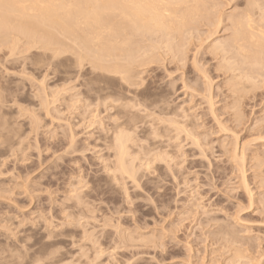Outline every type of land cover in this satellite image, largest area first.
Returning a JSON list of instances; mask_svg holds the SVG:
<instances>
[{"label": "rangeland", "instance_id": "374dc122", "mask_svg": "<svg viewBox=\"0 0 264 264\" xmlns=\"http://www.w3.org/2000/svg\"><path fill=\"white\" fill-rule=\"evenodd\" d=\"M202 1H204V0H202ZM246 1H249V0H208V2L213 3V7H214V3H216L215 4L216 9H219L222 12L221 13L219 10L217 12V10L213 9V8L212 9L214 11L211 10L210 6L212 7V5H211L212 3H210V4L207 3L208 5H210V6L207 5L208 6V8H206L207 10L210 9L211 11H213V13L215 12L214 15H216V14L217 15L220 14L221 16L223 15L222 16L223 18L221 16H219V19H220V17L222 18L221 23H220L221 25H219L221 28L218 27L219 29H217V23H215L216 28L214 25H212L214 23V20H213V23L211 22L212 19H215V21L217 20V22H219L218 18H212V19L208 18L209 21L211 22V26H210V22L208 21V19H207L208 22L205 21L206 20L205 18H204V21L200 20L202 17L197 19L196 20L197 22L195 20H193L194 24L192 23L193 25L191 24V26L193 28H196L197 26L199 27V25H201L199 27L200 29L198 27L196 29H193L191 26H189V27L186 26L187 29L184 28V30L182 29V31H180V34H182V35H180V34L176 35V33L173 34V36L174 35L178 36V37H176V40H174L175 36L172 37L173 38V44L177 43V45H178L177 46L178 50H179L178 52L173 50V49H176L177 47L173 48L172 50H169V51H168L169 48L165 50V48H164L165 46L163 47V45L166 43L164 42L162 45H160V47H163V49L161 48V50H159V52L160 51H163V52L162 53L156 52V55L158 53L157 57L161 56V59H159V60H161L160 61L161 63L158 62L156 64L155 63L150 64V68H149V65H147V67L146 66H144V67L138 66L137 67V65H136L137 68L135 66L132 68V73L134 72L135 76H138L137 73H140L139 74L140 76L145 75L144 77L142 76L143 81L141 79H139V78H141L140 76L135 77V80L138 79L139 81L137 80V82L141 83V85L140 84L134 85L135 87H132V86L131 87L130 86L125 87V85H123L124 83H121V82L118 85L117 83L120 81V79L118 81V77H115L117 79L116 80L115 78L110 77L109 74H103V73L99 74V71H97V69L95 71L92 70L94 68H92L93 64L91 63V61L90 60L87 61L88 59H84V60H86V62H85L83 60L84 57L82 58V56L85 53L83 52V55H82L83 50H81L80 47H79V49H80L81 53H79L80 52V51H78L79 49L76 48L78 46L73 45L74 43H73V41H71V39H70V41L72 43L69 41V39H65V42H66V44H65V42L62 39V42H64V45H59V47H58V44H55V46H54V44H51L49 49L44 48L45 50L48 51V53H47V51H45L43 49L42 45L40 46V44H37V46L39 45L40 47L35 46V48H34L33 47L34 45L29 44V42H27L28 38L27 39L23 38V39H26V42H27L26 43L25 40H22V37H24V36L20 37L21 35H19V37H20V39H19V37L16 36V34L18 32H16L15 30L10 31L11 33L9 32V35H11V36H9L8 39H10L11 41L8 40L6 42L4 40L5 42H2V40L0 39V42H1L0 48H2V44L4 46L3 49H0V84H1L0 86H2V89L0 87V94L3 95V96L0 95V99H1L0 100V110L2 108H4L1 110V113H0V116H1L0 117V119H1L0 123L2 122L3 125L6 126V128L10 127L8 129H6L4 127L3 132H5V133H3L1 131L3 125H2V123L0 124V128H1L0 129V137L3 138V140L0 139V142L6 141L3 144L0 143V146L2 144V146L0 147V174H1L0 175V184H1L0 185V243H1L0 244V262H1L0 264H10L12 262H13L12 264H14V263L15 264H19V263L20 264H24V263L25 264H35V263L37 264L38 262L40 264H42V263L43 264H66V263L68 264V261L71 262L69 264H77V263L78 264H80V263L81 264H86V263L88 264V262L91 264H105V263L108 264L110 261L111 262L109 264H125V263L126 264H129V263L130 264H133V263L134 264H234V263L235 264H239V263L240 264H250L251 262H252V264H254L253 263L254 261H255V263L259 262V264L260 263L264 264V186L262 185V183L264 184V182H261V181H264V176H263L264 175V168H263L264 164L262 165V162H264V152H263L264 151V146H263L264 145V143H263L264 142V139H263L264 138V126H263L264 125V101H263L264 100V95H263L264 90L263 89L264 88H262V87H264V80H263L264 79V77H263L264 69H262L263 66L260 67V69L263 70L262 73L258 72V74H256V76H255L257 79V77L259 75L258 78L260 79V80L257 79L258 80V82H257L258 87L256 88V90L254 89L256 86L253 89H251L252 88L251 85L249 86V88L251 87L250 89L254 90L255 92H252V91H250V89H248L250 92L247 90L248 92L246 93V95L244 94L245 96L243 94L241 95V97L243 96V100L241 98L242 101H241V104H239L240 107H237L236 103H240V102L235 101L236 102L235 103L233 100V98L235 99V97H233L231 94L229 95V86H227L228 89L226 86H224L226 83H227L226 85H228V80H227L228 78L225 79V77H227L228 75L223 76L222 73H224V72L221 73V71L219 72L220 69L217 70L220 66L219 65L220 60H218V62H217L216 58H214L215 57L214 55H213L214 57L212 59L213 51H211V50L209 51V49H208L209 46H212V45H210V43L213 44L214 41L216 42L218 40L217 42H221V41L225 42L226 40H229L228 38H230V36L233 37V35L231 34L233 32L232 31L233 29L231 28L232 27L231 26V20L233 19V17L236 18V17L240 16L242 13V10L244 11L247 6H248L247 8H249L251 5L254 4V3L253 4L251 3V5H250V2H252V1L254 2V0L249 2L250 6L248 5V3H246ZM257 2L258 3L260 2V5L258 4L259 6L263 5V0H261V1L257 0ZM257 2H255V3L257 4ZM217 3L219 6L217 5ZM220 4H221V6H220ZM217 6H218V8H217ZM181 8H183V6ZM206 9H205V12H207ZM221 9L224 11H222ZM210 10H208V11H210ZM205 12L203 13L204 15H205ZM236 12L237 13L241 12V13L239 15ZM208 13H210V12H208ZM208 13H207L208 16L205 15V17H211L212 16V12L210 13L211 15H209ZM231 13H232V15H234V13H236V15L231 17V16H229ZM226 14H228V15H226ZM228 17L231 19H228ZM227 19L230 20L229 21L230 23L227 22ZM222 21H223V23H222ZM190 22H192V21H190ZM189 23H188V25H189ZM228 24H230V25H228ZM208 26L211 28H209ZM229 27L232 29V30L230 29L231 33H230V30H228ZM188 28L191 30L189 31ZM213 28H215L216 31ZM210 29H212L213 31ZM186 30H188L189 33L191 32L190 33L191 36L189 35L190 37L188 36L189 33ZM196 30H198V31H196ZM195 31L197 33H195ZM211 31L213 33L215 32L216 34H213ZM227 31H229V32H227ZM183 32H184V34H183ZM207 34H209L210 36H212V35H214V36L210 37L209 35L207 36ZM205 35L207 38L205 37ZM180 36H182L183 38ZM192 36H193V38H192ZM12 37H14L16 40ZM196 37H199V38H196ZM201 37H203L204 39L202 38L203 39L202 40ZM232 37H231L230 41L232 40ZM187 38L191 39L189 41H192V42L189 43ZM195 38L197 40L196 41L197 44L195 42ZM205 38L207 39V41H206L207 43H204V41L206 40ZM208 38H210L211 40ZM134 39L137 40L136 42L141 44L140 47L142 45L146 46V44L148 46L151 44L150 46H152L156 43V42L154 43V42H150V41L148 42L147 40L144 41L141 37H140V39H139V37L137 39L136 38H134ZM219 39H220V41H219ZM223 39H224V41H223ZM19 40H20V43H19ZM139 40H141V42ZM163 40L164 41L166 40V42L172 43V40L171 41L170 40L167 41V39H163ZM183 40H184V42L185 41L186 42L184 43ZM199 40H200V43H201V41H203L202 43H204V45L202 43L201 44L198 43ZM15 41H17V43H15L16 45H13V47H14L13 48L11 44H14ZM178 42L182 43V44H179ZM215 42H214V44H215ZM152 43H154V44H152ZM18 44H21L20 45L21 48ZM173 44H170V45L175 46ZM188 44H190V46ZM198 44H199V46H198ZM5 45H7V46H5ZM9 45H11V47ZM68 45H69V47H68ZM179 45L181 47H179ZM183 45H184V47H183ZM16 46H19V48L21 50L20 52H18V50H19L18 48L17 49L15 48ZM29 46L33 47V48H28ZM62 46H65L66 48L68 47L69 49L67 48V50H66V48L62 47ZM72 46H75V47L73 48ZM148 46H146L145 48L143 47L142 52H146V50L148 49ZM5 47L6 48L9 47V48L6 49ZM70 47H72V48H70ZM37 48H38V51H35V50H37ZM53 48H54V50H53ZM59 48H60V50H59ZM62 48H64V50L67 52L69 51L68 55H66L67 53L65 51H63ZM179 48H182V50H180ZM189 48L192 50H190ZM12 49H16L17 51L12 50ZM61 49L63 52H65V55H62L64 53L61 51ZM71 49H73V51H71ZM75 49H78V50L74 51ZM184 49H187L185 51H186V54L188 52V54H187L188 56L185 53L183 54V56L180 55L179 52L180 51L185 52ZM197 49L199 50L198 51L199 54L196 53ZM57 50H58V52H57ZM206 50L208 52H206ZM149 51H150V49H149ZM172 51H175V54H174V52L172 53ZM8 52H9L10 56L8 55ZM11 52H12V54L13 53L14 54L11 55ZM36 52H38L37 55H36ZM49 52H51V53H49ZM176 52L178 53L177 56L179 58L176 57ZM210 52H212V53L210 54ZM57 53L59 56L57 55L58 57L57 58L55 57L56 58V60H55L54 55ZM71 53H73V54L75 53L76 56H73V54H71ZM169 53H172V56H171V54L169 55ZM193 53H195V54H193ZM60 54H61V56H60ZM14 55H15V57H13ZM163 55H164V57H167V58H164ZM174 55H175L176 59L174 58V60L172 61L171 57H173ZM197 56H198V58H197ZM42 57H43V59H42ZM50 57L53 58L54 61ZM59 57L61 59H58ZM76 57L79 59L82 58L80 60V63H76L78 61L77 59H75ZM168 57L171 59V62H170V59ZM192 57H194L195 59ZM201 57H203V58H201ZM71 58H73V59H71ZM180 58H182V59H180ZM184 58H185V61L187 62V64H186L187 67L185 65V63H186L185 61H184V65H182ZM219 58H220V56L217 59H219ZM45 59H47V60L49 59L48 62H51V63H47V61L44 62ZM67 59L70 62L64 61ZM74 59L77 61H75ZM202 59H203V61H202ZM34 60H35V62L37 60L38 61L35 63ZM195 60H196V62H195ZM62 61H64L66 64ZM192 61H194L193 62L194 67L192 66L193 65ZM82 62L85 63V65L82 64ZM88 62H90V63H88ZM207 62H208V64H207ZM53 63L55 65H57L58 67L55 66ZM169 63L171 66L170 65L168 66ZM174 63L176 64V66L179 69H177V67L175 66ZM191 63H192V65H191ZM200 63H202V64L204 63V65H202ZM35 64L38 65V67ZM39 64H41V66H42V64H45V65H43V68H41V66L39 67ZM62 64H65V65H62ZM67 64H68V66H67ZM76 64H77V68H76ZM195 64H197V65H195ZM215 64H216V66H215ZM217 64L219 66H217ZM47 65L48 66L50 65V66L48 67ZM70 65H72V66L75 65L74 67L76 69L74 70V67L72 68V66H70ZM90 65H91V68H90ZM63 66H65V67H63ZM80 66H82V67H80ZM84 66H87V67H84ZM197 66L200 68H197ZM203 66H204V68L205 67L206 68L204 69ZM60 67H62V68H60ZM243 67L244 66H242L241 68H243ZM51 68H52V70H51ZM55 68H57V69H55ZM78 68H80L81 70ZM169 68H171V69H169ZM155 69H156V71H154ZM248 69H249V66H248ZM61 70H62V72H61ZM71 70H72V72H71ZM180 70H182V71H180ZM204 70H206V71H204ZM52 71L54 73H51ZM78 71H80V72L78 73ZM84 71H86V73L88 72L89 74L88 73L85 74ZM169 71H170V73H169ZM176 71H177V73H176ZM207 71H208V74H207ZM217 71H218V73H217ZM55 72H57V73H55ZM59 72H61V73H59ZM73 72H74V74H73ZM201 72L203 74L205 72L206 77ZM58 73H59V75H61L60 77H58L59 76V75H57ZM146 73H147V76H146ZM76 74H78V75H76ZM260 74L262 75L263 79L261 78ZM101 75L106 76V77L104 76L105 77L104 80L102 78L103 76H101ZM180 75H182V76H180ZM194 75H196V76H194ZM68 76H69V78H67ZM78 76H79V78L80 77L81 78L79 79ZM88 76H89V79H88ZM99 76H101L103 81H100L101 78H99ZM149 76H151L152 79H150L151 77H149ZM168 76H169V79H168ZM179 76H180V78H179ZM183 76H184V78H183ZM82 77L83 78L86 77V78L84 80H81ZM192 77L195 79L193 80ZM222 77H224V78H222ZM75 78H77V79L75 80ZM98 78H99V81L97 80ZM107 78L108 79L111 78V81H110L111 83L108 81ZM161 78L163 79V81L161 80ZM200 78H201V80H200ZM68 79H70V81ZM114 79H115V81H113ZM179 79L182 81H179ZM206 79H207V82H206ZM2 80H5V81L3 82ZM89 80H91V81H89ZM208 80H211L212 83L215 80H216V82H214L215 84L214 83L212 84L211 81L208 82ZM225 80H227V82ZM87 81H89L90 84ZM195 81H197V84H195L196 83ZM84 82H86V83H84ZM106 82L107 83L109 82L110 84L109 83L107 84ZM148 82H150V84H148ZM191 83H194L195 85L191 84ZM260 83H261V85H259ZM82 84H84V85H82ZM91 84H93V85H91ZM96 84L97 85L100 84V85H98V86H100L99 89H98ZM143 84H145L144 85L145 88L143 87ZM173 84H174V89H173ZM210 84H212L211 86H213V87H211V86L209 87ZM94 85H95V87H94ZM122 85H123V90H122ZM171 85H172V87H171ZM188 85H190V86H188ZM206 85L209 87V89H207L208 87ZM12 86H13V88H12ZM87 86L89 88L88 91H87V89H88ZM119 86H121V88ZM126 86H128V85H126ZM259 86H261V87L259 88ZM101 87H102V89H101ZM103 87H106L107 90ZM216 87H217V89H216ZM218 87H219V91L220 90L222 91V94H221V91L219 93ZM42 88L44 89L45 92L42 90ZM61 88H64L65 92H67V91L68 92L65 94L64 89H61ZM93 88H94V90H93ZM130 88H133V89H130ZM134 88H135V90H137V92L134 90ZM147 88H148V90H147ZM165 88H167V89H165ZM180 88H182V89H180ZM185 88L188 90H185ZM149 89H151L150 92H149ZM170 89L172 90V92L173 91L174 92L171 93ZM191 89H192V91H191ZM258 89H259V91H257ZM2 90H3L4 94L1 93ZM95 90H97V91L94 92ZM143 90H145L146 92L142 93V92H144ZM152 90H154V93ZM207 90H208V92L212 91V93H210V92L207 93ZM89 91L91 92L92 96L89 94L90 93ZM103 91H105V92H103ZM112 91H113V93H115V94L118 93V94L115 95L112 93ZM13 92H14V94H12ZM135 92L138 93V95ZM151 92L154 95H151L152 94ZM200 92L204 93L205 98H204V96H201L202 98L200 97V95H201ZM261 92H263V93H261ZM7 93H9V94H7ZM103 93L105 95H103ZM252 93H253V95H251ZM96 94L97 95L99 94V95L97 96ZM108 94L114 95L115 97L109 96ZM142 94L144 96H145V94H148V95L154 96L155 98L151 97V99H149V102H148V100H145L141 96ZM192 94H193V96H192ZM196 94H198V95H196ZM208 94H209V96H208ZM212 94L215 96V99L213 96H211ZM258 94H260V95H258ZM5 95H7V96H5ZM43 95H45L46 97L44 96V98H43ZM77 95H79V96H77ZM126 95L127 96L129 95L128 98ZM135 95H137V96H135ZM59 96H60V98H59ZM105 96H106V98L108 97L107 98L108 100L105 98ZM160 96L163 98H160ZM207 96H208V98H207ZM216 96H217V99H216ZM250 96H251V99L248 98ZM7 97H9V98H7ZM117 97H118V99H117ZM123 97H124V99H123ZM158 97H159V99H158ZM227 97L229 99H227ZM252 97H254V98H252ZM45 98H46V100H44ZM56 98L58 100H56ZM76 98H78V100ZM95 98L98 99V104H97V99H95ZM79 99H80V101H79ZM115 99H117L118 101H116ZM119 99H120V101H119ZM137 99H139V100H137ZM208 99H210L211 102H213L212 103L213 106L210 104L211 105L210 107H214V108L210 109L208 103L206 102V101H208ZM68 100L72 101V102L70 103ZM75 100L78 103H75L74 102ZM134 100H135V102H133ZM151 100H154V101L158 100L159 102L157 101L158 103L157 102L153 103V101H151ZM105 101H108V102H106L108 104L109 103L111 104V102L113 101L112 102L113 106L117 105L119 103L120 105H117V106L121 107L122 110H119L120 108L118 107L119 108L118 111H120L121 113H119L117 111V113H119V115H117L115 113L116 110L115 109L113 110L112 109L113 107L110 108L109 105L107 107V104H105ZM127 101H129L128 104L126 103ZM257 101H258V103H257ZM1 102H3V103L1 104ZM131 102L134 104H132L130 106ZM43 103H46V104H43ZM122 103H124V104L126 103V105H123ZM151 103L153 104V106L151 105ZM65 104H67V105H65ZM169 104H170V106H169ZM183 104L185 105V107H182V106H184ZM225 104H228V105H226L227 107L225 106ZM243 104H244V106H243ZM47 105H49L48 108L46 107ZM85 105H87V106H85ZM103 105H105V106H103ZM128 105L130 108L124 107V106H128ZM137 105H139V106H137ZM44 106L46 108H44ZM65 106H67V107H65ZM92 106H93V108H92ZM96 106H97V108H96ZM132 106L133 107L136 106V107L133 110H131L133 108ZM154 106H156L157 108ZM215 106H217V108ZM248 106H250V107H248ZM68 107H70V108H68ZM75 107L77 108V110ZM89 107H91V108L89 109ZM139 107L140 108L142 107L144 110L142 108L140 109ZM158 107L159 108L162 107V109H159ZM180 107H182V109L184 108L183 109L184 111H179V110L177 111V109H180ZM65 108H66V110H65ZM82 108H84L83 114H82V111H83ZM185 108H186V110H185ZM230 108H232V109H230ZM46 109H47V112L45 111ZM69 109H71L72 111L70 110L71 112L70 111L68 112ZM85 109H86V111L88 110L87 111L88 113H86ZM136 109H138V111ZM238 109L240 112V113L238 112V114H240V115L243 114L241 116L239 115L241 119L236 118L237 114H235V113H237L236 110H238ZM96 110H97V112H96ZM106 110H107V113H106ZM229 110H230V112H229ZM242 110L244 111V113ZM73 111L74 112L76 111V112L74 113ZM108 111H111V112H108ZM165 111H167V112H165ZM173 111H176V114H175V112L173 113ZM255 111H256V113H255ZM58 112H60L61 115L56 114ZM140 112L141 113L144 112V113L141 115ZM149 112H150V114H149ZM185 112H186V114H188V116L186 114H184ZM225 112L227 113V115ZM2 113L4 116L2 115ZM157 113H159L160 116H157L158 115ZM213 113H215L214 114L215 116L213 115ZM232 113L235 115V117H234V115H232ZM259 113H260V115H259ZM6 114H7V116L9 115V117H7ZM90 114H91V116H90ZM95 114H97V115H95ZM115 114L117 116H113ZM170 114H172V115L170 116ZM222 114H223V116H222ZM57 115L58 116L60 115L62 117L59 116V118H58ZM83 115H85V116H83ZM165 115H166V117H164ZM179 115L182 117H180ZM184 115L187 116L186 118H188V120L184 119L185 118ZM192 115L195 117H192ZM211 115L216 117L217 122H215V118H213V116H211ZM150 116H151V118H150ZM155 116H157L158 118ZM4 117H5V119H3ZM84 117H86L87 119L86 118L83 119ZM116 117L119 119H117ZM168 117H170V119L168 120L169 122L171 120V117H172V119L174 118L173 121L171 120V122H170L171 124L168 121H166V119H168ZM178 117H180V118H178ZM199 117H201V120ZM247 117H248V119H247ZM115 118H116V120H115ZM163 118H165L164 119L165 121L163 120ZM176 118H178V120ZM243 118L244 119L246 118V119L244 120ZM9 119H11L12 121ZM62 119H64V120H62ZM89 119H91V120H89ZM96 119H97V121H94ZM101 119H102V121H101ZM138 119H140L139 121H141V122H139ZM157 119L158 120L160 119L159 120L160 123L158 122ZM183 119L185 121H182ZM217 119H219V120H217ZM61 120L64 122H62ZM161 120H163L164 123L166 122V124L162 123ZM6 121L9 122V124ZM13 121L17 122V123H14ZM88 121H89V123H88ZM90 121H92V124H90L91 123ZM191 121L193 123H191ZM198 121H199V123H197ZM221 121L223 122V124ZM240 121H241L243 126L240 125V123H239ZM55 122H57V123H55ZM95 122H97V123H95ZM98 122H101V123H98ZM111 122H113L114 124ZM149 122L151 124L155 125L156 127L152 125L153 127L151 128V124H148ZM172 122H173V125L175 127H173ZM258 122H261V123H258ZM13 123L15 126L13 125ZM35 123H38V125L37 124L35 125ZM58 123H60V124H58ZM63 123H65V124H63ZM83 123H84V125H83ZM142 123H144L145 125ZM183 123L185 126L183 125ZM196 123H197V125H196ZM225 123H228V124H225ZM255 123H258L261 127L258 124L255 125ZM120 124H123V125H122V127L119 128V131L124 132V129H125L127 135L129 134L130 137L132 136L130 141H132V140L133 141L128 143L129 144V153H131L130 159H132L134 161L135 166L136 165L138 166V167L137 166L134 167V169L138 168L136 171L137 174L135 175L134 180L131 178L129 179L127 176L123 177L122 175H120V173L118 174V172L116 170H114V174H116V175H114L113 169H112L114 167H111V163H113L112 161L116 162L115 152H113L114 148L111 150L110 146H112V145L108 146V144L110 143L111 139L113 137H115V134L118 133V130L115 127L120 125ZM194 124H195L196 128L194 127ZM1 125H2V127H1ZM69 125H71L70 128H67ZM89 125L90 126L94 125V126L88 127ZM112 125H113V127H112ZM160 125H162V126H160ZM177 125H179V127L184 128L185 129L184 131L186 132V134L188 133L187 135H189L190 133H191V135H189V137H187L182 128H180V130H182V132H180V133H183V134H180L179 133V127ZM180 125H182V126H180ZM224 125H226V127ZM227 125H229V126H227ZM64 126H66V128ZM170 126L172 128H170ZM219 126L221 129L219 128ZM221 126L225 127V128H222ZM235 126L237 128L238 127L239 128L237 129ZM11 127L16 128L15 129L16 132ZM57 127H59V128H57ZM134 127H135V129H134ZM176 127H178V128H176ZM197 127H199V128H197ZM228 127L231 130H229ZM252 127L254 129H250ZM18 128H20V130H18ZM34 128H37V130H39V131H37ZM61 128L63 131H60ZM83 128H85V130ZM107 128H109L110 130ZM113 128H114V130L111 131V129H113ZM121 128H123V130ZM153 128L158 129L160 132H158V130H155V129L153 131ZM174 128L176 130H178L177 131L178 133H176V130H173ZM69 129H70V132H69ZM139 129H140V131H139ZM188 129H190L191 131L190 130L187 131ZM8 130H11V131H8ZM101 130L104 132H102ZM256 130H257V132H256ZM18 131H20L19 134H18ZM71 131H72V133H71ZM115 131H116V133H115ZM141 131H142V133H141ZM227 131H232V132L230 133ZM10 132H12V133L10 134ZM62 132H66V133H63L64 136L60 135V134H62ZM165 132H167L169 134L166 133V135H165ZM174 132H175V134H174ZM192 132H193V134H192ZM203 132H204V134H203ZM233 132H236V133L234 134ZM249 132L251 135L249 134ZM258 132L261 134H259ZM2 133L6 137H4V135ZM107 133H108V135H106ZM131 133H133L135 135L133 136V134H131ZM171 133H173V134H171ZM14 134H16V135L14 136ZM70 134L73 136L72 139H70V137H71ZM74 134H76V135H74ZM150 134H152V135L155 134L156 136L159 134H162V135H159V136H161L162 139L160 137L159 138L155 137V136L153 137ZM179 134H180V136H179ZM194 134H196L199 138L195 137L196 135H194ZM175 135L179 136V137H177L179 140L175 137ZM259 135H261V136L259 137ZM12 136H13V138H12ZM93 136H95V138ZM164 136L168 138L167 141H166V138L165 139L163 138ZM190 136L191 137L194 136L195 138H193V139H196V138H197L196 140L199 139L198 141H195V140L194 141L197 142V144L198 143H200V144L196 147L193 146L195 143L193 142L192 138H190ZM209 136H210V138H209ZM14 137L18 139V142H17V139L14 140ZM180 137H182V139H180ZM258 137L260 139H263V141L259 140ZM8 138L10 140H8ZM172 138H176L175 140H173L174 142L172 140H170ZM20 139H21V141H19ZM96 139L99 141H97ZM107 139H109V140H107ZM190 139H191L193 145H192L191 141H189ZM236 139L238 142L236 141ZM69 140H73L72 146H70L71 143H69ZM152 140H153V142H152ZM168 140L171 143H169ZM104 141H105V144H104ZM107 141H108V143H107ZM140 141H143V143ZM144 141H146L147 143ZM180 141L183 142L184 146L182 144H180V143H182ZM187 141H188V143H187ZM111 142H113V141H111ZM166 142H167V144H163ZM176 142H178V143H176ZM236 142H237V144H236ZM248 142L250 144L246 145V143H248ZM5 143H6V145H5L6 147L8 145V147H7L8 149H6V147L4 146ZM145 143H146V145H148L147 146L148 149H147ZM154 143H155L154 146H156L155 148L153 146ZM190 143H191V146H193V147H191L189 145ZM243 143L246 146H244ZM11 144H12V146H11ZM14 144H16V145H14ZM102 144H104V145H102ZM110 144H112V143H110ZM170 144L171 145L173 144L172 147ZM178 144L182 145V146H180V147H182V149L185 148L184 150L177 148V150L180 151V154H179V151L176 150V147H179ZM202 144H204V145H202ZM222 144L223 145L225 144V145L222 147ZM88 145H90V146H88ZM200 145H202L201 148H198V147H200ZM206 145H207V148L205 147L206 149H204V146H206ZM211 145L213 147H211ZM233 145H234V147H233ZM236 145H238V146H236ZM68 146H70L69 149H71L73 147L71 149L72 152H71V150L67 149ZM98 146H99V148H101V150L98 148ZM136 146H138V147H136ZM225 146L227 147V149H223ZM235 146L238 148V150ZM247 146L249 147V149H247L248 148ZM89 147H91V148H89ZM96 147L98 149H96ZM151 147L154 149H152ZM164 147L166 149L167 148H170V149L166 150ZM239 147H242V148L239 149ZM244 147L245 148L247 147V148L244 149ZM11 148H12V150H11ZM106 148H107V150H106ZM139 148H140V151L142 150L143 153L139 151ZM233 148H234V150L236 148L235 152H234ZM209 149H212L211 150L212 152H210ZM241 149H243V151L245 153L247 150L246 156H245V153ZM136 150H138L139 153ZM143 150H147V151H143ZM154 150L157 154L153 153ZM156 150L157 151L159 150V152H161L162 154L165 151V153H168V155L167 154H163V155L169 156L170 158L168 157V159H164V156L161 153H160L161 155H159L158 154L159 152H157ZM170 150H171V152H170ZM199 150H202L204 152L200 151L201 152L200 153ZM64 151H66L67 154ZM81 151L83 153H81ZM87 151H90L91 153L87 152ZM134 151L137 153H135ZM237 151H238V153H236ZM97 152H99V153L97 154ZM149 152H151L152 158L149 156V154H150ZM230 152H232L233 154L236 153V155H238L240 157V159H239V157H235L236 158L235 162L237 161L241 164L244 161L245 162L247 161L246 163L244 162L246 165L243 163L245 165V167H244V165L242 166L239 163H235L234 161H231L232 159L234 160V157H233L232 153H230ZM253 152H254V154H253ZM62 153H64V155ZM72 153H75V154L73 155ZM134 153H135V156H133ZM169 153L170 154L173 153L172 155L173 156L176 155V156L172 158V155L170 156ZM203 153L204 154L206 153L205 156L203 155ZM69 154H71V155H69ZM82 154H83V156H82ZM136 154H139V156H140L139 159L142 157L141 159L144 160L142 163H141V161H142L141 159L140 160L137 159V161H135L136 158H138V155H136ZM195 154H197V155L195 156ZM145 155H146V157H145ZM147 155L149 156L148 158H147ZM153 155H155L156 157H158V155H159V157L162 156V158L164 159V162L166 160V163H164L163 161H161V162L158 161L157 160L158 158H156ZM177 155L178 156L184 155V156L182 158L180 156L177 157ZM199 155H202V156H200L201 158L199 157ZM206 155L209 158H207ZM241 155L243 156V158H241ZM250 155H251V157H250ZM57 156L60 158H58ZM252 156H254L255 158H257L256 156H258L260 159L257 158V160L258 159L262 160V162L258 160V163L259 164L261 163L260 165H262V166L258 165V163L256 162L257 160ZM100 157H101L102 161L100 160ZM192 157H194V158H192ZM204 157H206V158H204ZM245 157L247 159H245ZM98 158H99V160H98ZM104 158L108 162L104 161L105 160ZM145 158H147V160ZM112 159H114V160H112ZM153 159H154V161H152ZM176 159H178L179 161L177 160V162H176ZM253 159H255V160H253ZM180 160H182V161H180ZM240 160H243V162H241ZM146 161L148 162V164L151 163L149 168H145L146 166L144 167V165L147 164ZM171 161H172V163H170ZM103 162L107 165H105ZM138 162L140 164H143V167L145 169H148L147 170V171H149V172H147L148 174L145 172V169ZM162 162L166 166L164 164H162ZM167 162H169L170 164H168ZM252 162H253V164L255 163L257 165L256 168H255V164L253 165ZM184 163H185V165H184ZM210 163H212V164L210 165ZM173 164L177 165V167L174 166ZM178 164H179V166H178ZM151 165L153 167H151ZM237 165H239V166L237 167ZM247 165H248V167H247ZM107 166H108V168H106ZM169 166H170V169H169ZM180 166H183V167H180ZM141 167H142V170H140V172H139V168H141ZM166 167H168V168H166ZM261 167H262V169L260 170ZM104 168H106V169L104 170ZM239 168L241 171L239 170ZM251 168L253 169V171L251 170ZM109 169H110V173L112 171L111 174L108 172ZM187 169H189L190 171ZM193 169H194V171H193ZM210 169H211V171H210ZM256 169H258L260 171L263 170V171L262 172L259 171V173H258L257 172L258 170L256 171ZM208 170H209V172H208ZM154 171H155V174L152 173ZM173 171H174V173H173ZM180 171H182V172H180ZM169 172H171V174ZM244 172H246V173H244ZM28 173H30V174H28ZM107 173H108V175H107ZM197 173H198V175H196ZM261 173H262V175H260ZM149 174H151L153 177ZM241 174L244 176V178H243V176H241ZM256 174H258L259 176ZM80 175H82V176H80ZM119 175H120V177H119ZM77 177H78V179H77ZM111 177L113 178V181H112ZM173 177L175 178L174 179L175 181L173 180ZM253 177H256L257 181H256V178L254 179ZM119 178H122V180H120ZM196 178H197V180H196ZM239 178H241V179H239ZM258 178H260V179H258ZM80 179H82V180H80ZM83 179L85 181H83ZM127 179H129V180H127ZM244 179L246 181V184L248 185L247 188L249 187V189H251V190L246 189L247 192L249 191L248 193L244 190L246 185H243V183H241V181L244 182ZM198 180H200V181H198ZM248 180H249V182H248ZM10 181H12V183ZM114 181L116 182V184L113 183ZM124 181H125V183H124ZM132 181H135L137 183V185H136V183H134ZM79 182H80V184L81 183H84V184L80 185ZM34 183H36V184H34ZM87 183H89L90 185ZM5 184H8V185H5ZM86 184H87V186L89 185L90 187H87ZM118 184H120V185H118ZM74 185H77L79 187L76 186L77 187L76 188ZM104 185H105V187H104ZM121 185H123V186H121ZM83 186L85 188L87 187L86 190H84L85 188ZM67 187H69V189ZM71 187L74 189H72ZM134 187L136 189H134ZM160 187H162V188H160ZM261 187H263V188H261ZM78 188H79L78 194L81 193V191H80L81 189L84 190V191L82 190L83 194H80L81 195L80 199L83 198L82 203H78L79 201L77 202L76 196H78V195H77L76 189H78ZM258 188H260V189H258ZM87 189H89V190H87ZM122 189L124 191H122ZM34 190H35V192H34ZM71 190H72V192H71ZM73 190L75 192H73ZM75 193H76V195H74ZM29 194H30V196H28ZM69 194L70 195L73 194V195H71L72 197H70ZM154 194H155V196H154ZM249 194H251L252 197H251V195L248 197ZM30 197H31V199L33 197L32 201H31ZM69 197L71 198L72 201L69 200L70 199ZM84 198H86V199H84ZM149 199H151V200H149ZM251 199H253L254 201ZM104 200H106V201H104ZM249 200H251V201H249ZM62 201H65V202H62ZM49 202H50V204H49ZM251 202H252V204H250ZM85 203H86V205H85ZM75 204H77V206ZM78 204L80 205V207ZM85 207H87V208H85ZM117 207H118V209H117ZM84 208L86 210H84ZM45 210H46V212H45ZM56 210H57V212H56ZM64 210L66 211L65 213L62 212ZM93 210L95 213L93 212ZM67 211H69V216H68ZM82 211H83V213H82ZM90 211L92 212V214H90L91 213ZM47 212H50V215L48 213V216H47ZM60 212H62V213H60ZM45 213H46V215H45ZM87 213H89V214H87ZM41 214L44 215V217ZM53 214H55V215L53 216ZM73 214H75V215L73 216ZM61 215H64V216H61ZM77 216L79 218H76ZM82 216L85 218H82ZM88 216L89 217L91 216V217L89 218ZM92 216H93V218H92ZM51 218H52V220H51ZM56 218H58V219H56ZM102 218H103V220H102ZM72 219H73V221H72ZM75 219L77 222L75 221ZM78 219L81 221H78ZM89 219L90 220L92 219V220L90 221ZM108 219H110V220H108ZM82 220H85V221H82ZM119 220H120V222H119ZM42 221L43 222L49 221L50 223L49 222L43 223ZM96 221L98 222V224ZM111 221H113V222H111ZM115 221H117V222H115ZM61 222H63V223H61ZM74 222L77 224H74ZM230 222H231V224H230ZM60 223L62 224V226ZM132 223H133V226H132ZM223 223L226 224L227 227L224 226ZM83 224H85V225H83ZM49 225H50V229H49ZM87 225H89V226H87ZM230 225L233 227H231ZM70 226H72V228ZM98 226H100V227H98ZM117 226H119V228L116 229ZM216 226H218V227L221 226V227L217 228ZM223 226L227 230H224ZM77 227H79L80 229L79 228L77 229ZM101 227H102V229H101ZM107 227H109V228H107ZM139 227H140V229H139ZM90 228H91V230H90ZM96 228H97V230H96ZM84 229H85V231H84ZM135 229H137V230H135ZM167 229H168V231L166 232ZM215 229H216V231H217V229L218 230L220 229V230L216 232ZM233 229H235V230H233ZM89 230L92 232L89 233ZM52 231H53V233H52ZM75 231H77V232H75ZM80 231H81V233H78ZM109 231H110V233H109ZM127 231L129 233H127ZM85 232L88 235L83 236V234ZM223 232H224V234H223ZM68 233L71 235H69ZM77 233L79 234V237H78ZM95 233H96V235H95ZM230 233H231V236H230ZM24 234L25 235L26 234L27 235L32 234V236H29L30 237L29 238L27 235L25 236ZM89 234H91V235H89ZM213 234H215V235L218 234V235L216 237ZM225 234L227 235V237ZM55 235H57V236H55ZM81 235H82V237H81ZM49 236H50V238H49ZM60 236H62V237H60ZM66 237H68L69 240H67ZM87 237H88V239H87ZM98 237H99V239H98ZM132 237H133V239H132ZM136 237L139 240L136 239ZM225 237H226V239H225ZM25 238H27V239H25ZM33 238H34V240H32ZM76 238L77 239L79 238V240H77ZM90 238L92 241L90 240ZM145 238H146V240H145ZM223 238H224V240H223ZM231 238H233V239H231ZM53 239H55L56 241L55 240L52 241ZM26 240H28L29 242ZM38 240L41 242H39ZM70 240H72V242ZM73 240H74V242H73ZM142 240L145 242L143 243ZM238 240H241V242ZM79 241H80V243H79ZM87 241H89V242H87ZM219 241H221V242L219 243ZM96 242H97V245H96ZM159 242H160V244H158ZM163 242H165V243H163ZM12 243H13V245H12ZM30 243H33V244H30ZM36 243L39 245H37ZM82 243H83V245H82ZM121 243H122V245L119 246ZM224 243H226V244H224ZM247 243H248V245H247ZM51 244H53V245H51ZM71 244L72 245L74 244V245L72 246ZM222 244H224V246ZM155 245H156V247H155ZM159 245H161V246H159ZM225 245H227V246L230 245V246L227 248V246H225ZM234 245H235V247L236 246L238 247V248L236 247L235 250H233L235 253L232 251V249L234 248L233 247ZM23 246L26 248H24ZM66 246H67V248H66ZM113 246H115V247H113ZM17 247L19 248V250ZM87 248H89V249H87ZM91 248H93V249H91ZM239 248H241V250L244 253ZM9 249H11V250H9ZM12 249H14V250H12ZM15 249H16V251H15ZM69 249H70V251H69ZM166 249H167V251H166ZM237 249L240 250V251L238 250V252H241L242 257H238L240 255L235 256ZM4 250H7L6 253ZM58 250H60V251H58ZM81 250L83 252L86 250L87 251L83 253ZM95 250H97V251L100 250V251L96 252ZM13 251H15V252L10 253ZM101 251H102V254H100ZM103 251L107 254H105ZM112 251H115V252H112ZM229 251H230V253H229ZM88 252H90V253L87 254L88 255L87 256L86 253H88ZM109 253L111 255H109ZM14 254H15V257H14ZM35 254H36V256H35ZM76 254H77V256H76ZM233 254H234V256H233ZM243 254H245V257L247 258V260L245 258L246 261L243 259V257H244ZM74 255H75V257L73 258ZM91 255H93V256H91ZM100 255H103V256H100ZM43 256L44 257L46 256V257L44 258ZM98 256H100L101 258ZM7 257H9L10 259H7ZM92 257H93V259H92ZM233 257H235V258H233ZM237 257H238V259H237ZM27 258H29V259H27ZM84 258H86V259H84ZM149 258H151V260ZM239 258H242V259H239ZM34 259H35V261H34ZM18 260H21V261H18ZM88 260H90V261H88ZM94 260H96V261H94ZM124 260H126V261H124ZM144 260H146V262ZM250 260H252V261H250ZM127 261L129 263H127Z\"/></svg>", "mask_w": 264, "mask_h": 264}, {"label": "bare ground", "instance_id": "6f19581e", "mask_svg": "<svg viewBox=\"0 0 264 264\" xmlns=\"http://www.w3.org/2000/svg\"><path fill=\"white\" fill-rule=\"evenodd\" d=\"M206 1V2H205ZM250 1H252V0H249V1H246V3H248V5H249V2ZM261 1V0H260ZM216 2V1H215ZM255 2H257V0L255 1L254 0V2L252 1V2H250V5H251V3L253 4V5H249L250 7L249 8H247L246 7V9L243 11L242 10V13L241 12H239V13H237V14H239L240 15V13H241V15L240 16H238V17H236V18H234L233 16L234 15H236V13H234V15H232V13L229 15V16H231V17H233V19L231 20V28L233 29H231L230 27L228 28V30H232L233 32L231 33V30H230V33L233 35V37L232 36H230V38H228L229 40H226L225 42H215V44H214V42H213V44L212 43H210V45H212V46H209L208 47V49H209V51L211 50V51H213V53L212 52H210V54L212 53V59H213V57L214 58H216V61L218 62V60H220V66L217 64V66H219V68L217 69V70H219V72L221 71V73L222 72H224V73H222V75L223 76H227V77H225V79L226 78H228L227 80H228V85H224V86H229V95L231 94L233 97H235V99L233 98V100H234V102L236 101V102H240V103H236L237 105V107H240L239 106V104H241V101L243 100V96L241 97V95L243 94H245L246 95V93L249 91L248 89H250L249 88V86L251 85L252 86V88L251 89H253L255 86V90H256V88L258 87V84H257V82H258V80L257 79H259L258 77H259V75H258V77H257V79H256V74H258V72H260V73H262V69H264L263 67H264V0H263V5L262 6H259L260 5V2L258 3L257 2V4L255 3ZM210 4V3H212V2H208V0H204V1H202V0H0V39L2 40V42H7L8 40L9 41H11L10 39H8V37L9 36H11V35H9V32L10 31H16V32H18L17 34H16V36H18L19 37V35H21L20 37H22V36H24V37H22V40H25V42H26V39L28 38V41L27 42H29V44H32V45H34L33 47L35 48V46H37V44H40V46L42 45V47H43V49L45 48V49H49V47L51 46V44H54V46H55V44H58V47H59V45H64V42H65V39H69V41H70V39H71V41H73V45H76V46H78V47H76V48H78L79 49V47H80V49L81 50H83L82 51V55H83V52L85 53L83 56H82V58H83V60L84 59H88L87 61H91V63L93 64L92 65V68H94V69H92V70H96L97 69V71H99V74L100 73H103V74H109V76L110 77H112V78H115V77H118V81H119V79H120V81L117 83L118 85H119V83L121 82V83H124L123 85H125V87H135L134 85H141V83L140 82H137V80L138 79H136L135 80V77H139L140 75V73H137L138 74V76H135L134 75V72L132 73V68L135 66L136 67V65H137V67L138 66H140V67H144V66H146L147 67V65H149V68H150V64H153V63H158V62H160L161 60H159V59H161V56H159V57H157V55H158V53H157V55H156V52H159V50H161V48L163 49V47L165 48V50L166 49H168V51L169 50H172L173 48H176L178 45H177V43L176 44H173V38L172 37H174L173 36V34H175L176 33V35H178V34H180V31H182V29L184 30V28H186V26L187 27H189V26H191V24L193 23V20H197V19H199V18H201L200 20H203L204 21V18L206 19L205 21H207V19L209 18H218L219 19V16H221L220 14L219 15H214L215 14V12L213 13V9H216V7H215V4L216 3H214V7H213V3L211 4L212 5V7L210 6V5H208V4ZM259 4V5H258ZM262 4V3H261ZM210 6V8H211V10H213V11H211L210 9H208V10H210V11H208L206 8H208V6ZM217 5H218V3H217ZM246 5V4H245ZM244 5V6H245ZM183 6V8H181ZM207 6V7H206ZM219 6V5H218ZM218 6H217V8H218ZM220 6H221V4H220ZM262 7V8H261ZM213 8V9H212ZM245 8V7H244ZM243 8V9H244ZM205 9L207 10V12H205ZM217 10V12H218V10L219 9H216ZM215 10V11H216ZM222 10V9H221ZM220 11V10H219ZM222 11H224V10H222ZM205 12V15H207V13L208 12H212V16L211 17H205V15L203 14ZM221 12V11H220ZM210 13H208L209 15H211ZM222 13V12H221ZM226 15H228V14H226ZM204 16V17H203ZM208 16V15H207ZM214 16V17H213ZM217 16V17H216ZM223 16V15H222ZM221 16V17H222ZM225 16V15H224ZM220 17V19L218 20L219 22H217V20L215 21V19H212V23H213V20H214V23L212 24V25H214L215 26V23H217V29H219V28H221L219 25H221L220 23H221V20H222V18ZM227 17V16H226ZM209 19H208V21H209ZM228 19H231V18H229L228 17ZM227 19V22H229L230 20H228ZM190 21H192V22H190ZM194 21V22H195ZM207 21V22H208ZM190 22V23H189ZM197 22V21H196ZM200 22V21H199ZM198 22V23H199ZM210 22V21H209ZM211 22H210V26H211ZM188 23H189V25H188ZM197 23V24H198ZM222 23H223V21H222ZM226 23V22H225ZM230 23V22H229ZM194 24V23H193ZM192 24V25H193ZM203 24V23H202ZM209 24V23H208ZM206 25V24H205ZM228 25H230V24H228ZM201 25H199V27H200ZM223 26V25H222ZM192 27V26H191ZM198 27V26H197ZM196 27V28H197ZM198 27V28H199ZM209 27V26H208ZM219 27V28H218ZM193 28V27H192ZM196 28H193V29H196ZM209 28H211V27H209ZM215 28H216V26H215ZM215 28H213V29H215ZM187 29V28H186ZM189 29V28H188ZM200 29V28H199ZM198 29V30H199ZM191 29H189V31H190ZM198 30H196V31H198ZM210 30H212V29H210ZM187 32H188V30H186ZM194 31V30H193ZM195 31V33H197ZM200 31V30H199ZM213 31V30H212ZM211 31V32H212ZM215 31H216V29H215ZM219 31V30H218ZM225 31V30H224ZM15 32V33H16ZM179 32V33H178ZM185 32V31H184ZM184 32H183V34H184ZM210 32V33H211ZM227 32H229V31H227ZM11 33V32H10ZM189 33V32H188ZM191 33V32H190ZM188 34V36L190 35L191 36V34ZM213 33V32H212ZM187 34V33H186ZM213 34H216L215 32L213 33ZM219 34V33H218ZM14 35V34H13ZM12 35V36H13ZM180 35H182V34H180ZM209 34H207V36H208ZM189 36V37H190ZM199 36V35H198ZM210 36V35H209ZM214 35H212V36H210V37H213ZM216 36V35H215ZM20 37H19V39H20ZM61 37V38H60ZM139 37V39H140V37L145 41V40H147L148 42L150 41V42H156L155 44L154 43H152V44H154V45H152V46H148L147 44H146V46H148V49L146 50V52H142L143 51V47L145 48L146 46L144 45H142L141 47H140V45L141 44H139L138 42H136L137 40H135L134 38H138ZM176 37H178V36H175L174 37V40H176ZM180 37H182V36H180ZM187 37V36H186ZM205 37H206V35H205ZM222 37V36H221ZM231 37H232V40L230 41V39H231ZM12 38H14V37H12ZM23 38H26V39H23ZM172 38V39H171ZM183 38V37H182ZM192 38H193V36H192ZM196 38H199V37H196ZM196 38H195V42L197 41L196 40ZM203 37H201V39H202ZM207 38V37H206ZM205 38V39H206ZM220 38V37H219ZM15 39V38H14ZM62 39H63V41L64 42H62ZM163 39H167V41H171L172 40V43L170 42H166V40L164 41ZM186 39V38H185ZM188 39V38H187ZM204 39V38H203ZM202 39V40H203ZM208 39H210V38H208ZM215 39V38H214ZM218 39V38H217ZM5 40V41H4ZM13 40V39H12ZM16 40V39H15ZM135 40V41H134ZM178 40V39H177ZM189 40H191V39H188V41ZM211 40V39H210ZM70 41V42H71ZM140 42H141V40H139ZM146 41V42H147ZM179 41V40H178ZM207 41V39L204 41V43H207L206 42ZM219 41H220V39H219ZM223 41H224V39H223ZM230 41V42H229ZM22 42V41H21ZM26 42V43H27ZM143 42V41H142ZM166 43V44H164L163 45V47H160V45H162L163 43ZM177 42V41H176ZM183 42H184V40H183ZM186 42V41H185ZM184 42V43H185ZM190 42H192V41H189V43ZM203 41H201V43H202ZM228 42V43H227ZM1 43V42H0ZM13 43V42H12ZM15 43H17V41H15L14 42V44H11L12 45V47H13V45H16ZM19 43H20V40H19ZM72 43V42H71ZM70 43V44H71ZM179 43V42H178ZM183 43V44H184ZM198 43H200V40H199V42ZM200 43V44H201ZM204 43H202L203 45H204ZM5 44V43H4ZM22 44V43H21ZM21 44H18L19 46L21 45ZM65 44H66V42H65ZM69 44V43H68ZM78 44V45H77ZM170 44H173V45H175V46H172V45H170ZM179 44H182V43H179ZM196 44H197V42H196ZM195 44V45H196ZM11 45H9L10 47H11ZM80 45V46H79ZM189 46H190V44H188ZM5 46H7V45H5ZM19 46H16L15 48L17 49H19L18 50V52H20L21 50H20V48H21V46H20V48H19ZM39 46V45H38ZM37 46V47H38ZM39 46V47H40ZM188 46V47H189ZM193 46V45H192ZM198 46H199V44H198ZM197 46V47H198ZM1 47V46H0ZM3 44H2V48H0V49H3ZM33 47H28V48H33ZM62 47H65V46H62ZM68 47H69V45H68ZM67 47V48H68ZM73 48L75 47V46H72ZM72 47H70V48H72ZM179 47H181L180 45H179ZM183 47H184V45H183ZM186 47V46H185ZM196 47V48H197ZM203 47V46H202ZM201 47V48H202ZM6 48V47H5ZM7 48H9V47H7ZM6 48V49H7ZM14 48V47H13ZM55 48V47H54ZM54 48H53V50H54ZM66 48V47H65ZM67 48H66V50H67ZM187 48V47H186ZM199 48V47H198ZM200 48V49H201ZM11 49V48H10ZM16 49H12V50H16ZM44 49V50H45ZM52 49V48H51ZM58 49V48H57ZM63 49V51H65L64 50V48H62ZM62 49H61V51H62ZM69 49V48H68ZM78 49H75L74 51H76V50H78ZM80 49L78 50V51H80ZM149 49H150V51H149ZM180 50H182V48H179ZM190 49V48H189ZM188 49V50H189ZM207 49V48H206ZM59 50H60V48H59ZM173 50H175V51H179L178 50V47L176 48V49H173ZM185 50H187V49H184V51ZM190 50H192V49H190ZM194 50V49H193ZM17 51V50H16ZM35 51H38V48H37V50H35ZM45 51H47V50H45ZM51 51V50H50ZM62 51V52H63ZM71 51H73V49H71ZM175 51H172V53L174 52V54H175ZM198 49H197V52L196 53H198ZM201 51V50H200ZM10 52V51H9ZM9 52H8V55L10 56V54H9ZM56 52V51H55ZM57 52H58V50H57ZM67 54L66 55H68V52L67 51H65ZM65 52H63L64 54H62V55H65ZM161 53L163 52V51H160ZM159 52V53H160ZM176 52V57H178L177 56V53ZM183 51H180L179 53H180V55H182L183 56V54L185 53L186 54V51L185 52H183ZM203 52V51H202ZM206 52H208L207 50H206ZM16 53V52H15ZM37 53L38 52H36V55H37ZM47 53H48V51H47ZM49 53H51V52H49ZM60 53V52H59ZM79 53H81V51L79 52ZM172 53H169V55L171 54V56H172ZM204 53V52H203ZM14 54V53H13ZM12 54V52H11V55H13ZM42 54V53H41ZM71 54H73V53H71ZM78 54V53H77ZM187 54H188V52H187ZM186 54V55H187ZM190 54V53H189ZM193 54H195V53H193ZM199 54V53H198ZM202 54V53H201ZM16 55V54H15ZM15 55L13 56V57H15ZM18 55V54H17ZM40 55V54H39ZM43 55V54H42ZM41 55V56H42ZM56 55V56H55ZM54 55V59L56 60V58L59 56L58 55V53L57 54H55ZM58 55V56H57ZM162 55V54H161ZM165 55V54H164ZM164 55H163V57H164ZM179 55V56H180ZM204 55V54H203ZM208 55V54H207ZM214 55V56H213ZM40 56V57H41ZM53 56V55H52ZM60 56H61V54H60ZM73 56H76L75 55V53L73 54ZM78 56V55H77ZM81 56V55H80ZM166 56V55H165ZM188 56V55H187ZM211 56V55H210ZM220 56V58L219 59H217L218 57ZM48 57V56H47ZM46 57V58H47ZM56 57V58H55ZM72 57V56H71ZM79 57V56H78ZM181 57V56H180ZM205 57V56H204ZM35 58V57H34ZM51 58V57H50ZM63 58V57H62ZM81 58V57H80ZM81 58V59H82ZM164 58H167V57H164ZM169 58V57H168ZM174 58H175V55L173 56V57H171V59H172V61L174 60ZM179 58V57H178ZM177 58V59H178ZM192 58H194V57H192ZM197 58H198V56H197ZM200 58V57H199ZM201 58H203V57H201ZM42 59H43V57H42ZM51 59H53V58H51ZM54 59H53V61H54ZM58 59H61L60 57L58 58ZM64 59V58H63ZM62 59V60H63ZM71 59H73V58H71ZM70 59V60H71ZM75 59H77V60H75ZM74 60L75 61H77L76 63H80V60L81 59H79V58H75ZM170 59V58H169ZM171 59H170V62H171ZM176 59V58H175ZM180 59H182V58H180ZM195 59V58H194ZM205 59V58H204ZM17 60V59H16ZM31 60V59H30ZM49 60V59H48ZM48 60L47 59H45L44 60V62L45 61H47V63H51V62H48ZM166 60V59H165ZM198 60V59H197ZM206 60V59H205ZM38 61V60H37ZM36 61V62H37ZM42 61V60H41ZM59 61V60H58ZM65 62L66 61H68V59L67 60H64ZM64 61H62V62H64ZM85 62H86V60H84ZM163 61V60H162ZM184 61H185V58H184V60H183V63H182V65H184ZM202 61H203V59H202ZM33 62V61H32ZM34 62H35V60H34ZM33 62V63H34ZM35 62V63H36ZM61 62V61H60ZM64 62V63H65ZM68 62H70V61H68ZM73 62V61H72ZM71 62V63H72ZM179 62V61H178ZM177 62V63H178ZM186 62V61H185ZM191 62V61H190ZM194 61H192V63H193ZM195 62H196V60H195ZM46 63V64H47ZM59 63V62H58ZM74 63V62H73ZM88 63H90V62H88ZM87 63V64H88ZM161 63V62H160ZM192 63H191V65H192ZM199 63V62H198ZM54 64V63H53ZM57 64V63H56ZM66 64V63H65ZM65 64H62V65H65ZM70 64V63H69ZM82 64H84L85 65V63H83L82 62ZM163 64V63H162ZM175 64V63H174ZM187 64V62L185 63V65ZM200 64H202V63H200ZM207 64H208V62H207ZM36 65V64H35ZM34 65V66H35ZM43 65H45V64H42V66H41V64H39V67L41 66V68H43ZM55 65V64H54ZM60 65V64H59ZM61 65V66H62ZM79 65V64H78ZM170 65V63L168 64V66ZM195 65H197V64H195ZM202 65H204V63L202 64ZM33 66V67H34ZM37 67H38V65H36ZM48 66V65H47ZM50 66V65H49ZM48 66V67H49ZM55 66H57V65H55ZM67 66H68V64H67ZM70 66H72V65H70ZM75 65H73L72 66V68L74 67ZM89 66V65H88ZM94 66V67H93ZM157 66V65H156ZM167 66V67H168ZM171 66V65H170ZM175 66H176V64H175ZM193 67H194V63H193V65H192ZM191 66V67H192ZM207 66V65H206ZM215 66H216V64H215ZM242 66H244L243 68H241ZM248 66H249V69H248ZM263 66V67H262ZM52 67V66H51ZM58 67V66H57ZM63 67H65V66H63ZM79 67V66H78ZM80 67H82V66H80ZM84 67H87V66H84ZM136 67V68H137ZM139 67V68H140ZM153 67V66H152ZM177 67V66H176ZM186 67H187V65H186ZM210 67V66H209ZM221 67V68H220ZM246 67V68H245ZM260 67H262V69H260ZM53 68V67H52ZM52 68H51V70H52ZM60 68H62V67H60ZM71 68V69H72ZM76 68H77V64H76ZM75 67H74V70L76 69ZM90 68H91V65H90ZM138 68V69H139ZM162 68V67H161ZM172 68V67H171ZM171 68H169V69H171ZM184 68V67H183ZM197 68H200V67H198L197 66ZM203 68H204V66H203ZM206 68V67H205ZM204 68V69H205ZM217 68V67H216ZM245 68V69H244ZM40 69V68H39ZM55 69H57V68H55ZM78 69H80V68H78ZM148 69V68H147ZM174 69V68H173ZM177 69H179L178 67H177ZM176 69V70H177ZM222 69V70H221ZM54 70V69H53ZM70 70V69H69ZM73 70V69H72ZM72 70H71V72H72ZM81 70V69H80ZM89 70V69H88ZM91 70V69H90ZM143 70V69H142ZM158 70V69H157ZM166 70V69H165ZM186 70V69H185ZM198 70V69H197ZM224 70V71H223ZM260 70V71H259ZM68 71V70H67ZM146 71V70H145ZM154 71H156V69L154 70ZM153 71V72H154ZM178 71V70H177ZM177 71H176V73H177ZM180 71H182V70H180ZM184 71V70H183ZM187 71V70H186ZM201 71V70H200ZM204 71H206V70H204ZM61 72H62V70H61ZM61 72H59V73H61ZM70 72V73H71ZM80 71H78V73H79ZM85 72V74H87L86 73V71H84ZM175 72V71H174ZM173 72V73H174ZM185 72V71H184ZM183 72V73H184ZM51 73H54L53 71L51 72ZM55 73H57V72H55ZM59 73L57 74V75H59ZM76 73V72H75ZM143 73V72H142ZM152 73V72H151ZM157 73V72H156ZM168 73V72H167ZM169 73H170V71H169ZM195 73V72H194ZM193 73V74H194ZM202 73V72H201ZM217 73H218V71H217ZM66 74V73H65ZM73 74H74V72H73ZM89 74V73H88ZM136 74V75H137ZM145 74V73H144ZM155 74V73H154ZM180 74V73H179ZM203 74V73H202ZM201 74V75H202ZM207 74H208V71H207ZM56 75V74H55ZM54 75V76H55ZM76 75H78V74H76ZM84 75V74H83ZM153 75V74H152ZM156 75V74H155ZM159 75V74H158ZM170 75V74H169ZM189 75V74H188ZM192 75V74H191ZM190 75V76H191ZM203 75H205V77H206V74H205V72H204V74ZM261 75V74H260ZM61 75H59L58 77H60ZM66 76V75H65ZM101 76H103L102 78H103V80H104V78L106 77L105 75H101ZM101 76H99V78H101ZM105 76V77H104ZM143 76V75H142ZM142 76H140L141 78H139V79H143L142 78ZM145 76V75H144ZM143 76V77H144ZM146 76H147V73H146ZM180 76H182V75H180ZM180 76H179V78H180ZM194 76H196V75H194ZM211 76V75H210ZM84 77V76H83ZM82 77V79L81 80H84L85 78H83ZM149 77H151V76H149ZM148 77V78H149ZM158 77V76H157ZM173 77V76H172ZM263 77H264V75H263ZM2 78V77H1ZM67 78H69V76L67 77ZM78 78H79V76H78ZM81 78V77H80ZM79 78V79H80ZM94 78V77H93ZM99 78L97 79L98 81H99ZM102 78L100 79V81H103L102 80ZM156 78V77H155ZM159 78V77H158ZM167 78V77H166ZM183 78H184V76H183ZM209 78V77H208ZM212 78V77H211ZM222 78H224V77H222ZM261 78H262V75H261ZM61 79V78H60ZM71 79V78H70ZM70 79H68L69 81H70ZM74 79V78H73ZM77 78H75V80H76ZM88 79H89V76H88ZM108 79V78H107ZM116 79V78H115ZM115 79L113 80V81H115ZM150 79H152V77L150 78ZM157 79V78H156ZM168 79H169V76H168ZM173 79V78H172ZM192 79L194 80L195 78H193L192 77ZM199 79V78H198ZM205 79V78H204ZM219 79V78H218ZM263 79V78H262ZM117 80V79H116ZM148 80V79H147ZM158 80V79H157ZM161 80L163 81V79L161 78ZM160 80V81H161ZM185 80V79H184ZM197 80V79H196ZM200 80H201V78H200ZM220 80V79H219ZM227 80H225L226 82H227ZM257 80V81H256ZM260 80V79H259ZM264 80V79H263ZM3 82L5 81V80H2ZM74 81V80H73ZM89 81H91V80H89ZM89 81H87L88 83H89ZM108 81L110 82L111 81V78H109L108 79ZM139 81V80H138ZM143 81V80H142ZM146 81V80H145ZM159 81V80H158ZM175 81V80H174ZM178 81V80H177ZM179 81H182V80H180L179 79ZM187 81V80H186ZM192 81V80H191ZM198 81V80H197ZM197 81H195L194 83L195 84H197ZM204 81V80H203ZM209 81H211V80H208V82ZM214 81V80H213ZM222 81V80H221ZM61 82V81H60ZM68 82V81H67ZM83 82V81H82ZM105 82V81H104ZM108 82V83H109ZM170 82V81H169ZM190 82V81H189ZM199 82V81H198ZM201 82V81H200ZM206 82H207V79H206ZM214 82H216V80L214 81ZM213 82V83H214ZM224 82V81H223ZM260 82V81H259ZM262 82V81H261ZM6 83V82H5ZM66 83V82H65ZM70 83V82H69ZM84 83H86V82H84ZM87 83V84H88ZM92 83V82H91ZM96 83V82H95ZM102 83V82H101ZM100 83V84H101ZM107 83V82H106ZM105 83V84H106ZM107 83V84H108ZM111 83V82H110ZM109 83V84H110ZM145 83V82H144ZM155 83V82H154ZM157 83V82H156ZM160 83V82H159ZM171 83V82H170ZM177 83V82H176ZM194 83H191V84H194ZM211 83H212V81H211ZM212 83V84H213ZM8 84V83H7ZM59 84V83H58ZM80 84V83H79ZM90 84V83H89ZM100 84H98V85H100ZM103 84V83H102ZM148 84H150V82H148ZM161 84V83H160ZM169 84V83H168ZM194 84V85H195ZM212 84H210L209 85V87L212 85ZM215 84V83H214ZM257 84V85H256ZM1 85V84H0ZM4 85V84H3ZM66 85V84H65ZM82 85H84V84H82ZM91 85H93V84H91ZM97 85V84H96ZM97 85V87H98V89H99V87L100 86H98ZM123 85H122V90H123ZM126 85H128V86H126ZM144 85L145 84H143V87H144ZM152 85V84H151ZM163 85V84H162ZM161 85V86H162ZM176 85V84H175ZM187 85V84H186ZM199 85V84H198ZM259 85H261V83L259 84ZM9 86V85H8ZM60 86V85H59ZM58 86V87H59ZM69 86V85H68ZM104 86V85H103ZM153 86V85H152ZM157 86V85H156ZM160 86V85H159ZM185 86V85H184ZM188 86H190V85H188ZM197 86V85H196ZM207 86V85H206ZM220 86V85H219ZM223 86V87H224ZM1 87V89H2V86H0ZM16 87V86H15ZM93 87V86H92ZM94 87H95V85H94ZM96 87V88H97ZM112 87V86H111ZM120 88H121V86H119ZM165 87V86H164ZM171 87H172V85H171ZM186 87V86H185ZM194 87V86H193ZM198 87V86H197ZM202 87V86H201ZM208 87V86H207ZM209 87L207 88V89H209ZM211 87H213V86H211ZM221 87V86H220ZM261 86H259V88H260ZM12 88H13V86H12ZM17 88V87H16ZM84 88V87H83ZM87 88H88V86H87ZM103 88H105L106 89V87H103ZM145 88V87H144ZM150 88V87H149ZM160 88V87H159ZM188 88V87H187ZM195 88V87H194ZM199 88V87H198ZM203 88V87H202ZM262 88H264V87H262ZM61 89H64V88H61ZM69 89V88H68ZM101 89H102V87H101ZM130 89H133V88H130ZM139 89V88H138ZM165 89H167V88H165ZM169 89V88H168ZM172 89V88H171ZM170 89V90H171ZM173 89H174V84H173ZM180 89H182V88H180ZM211 89V88H210ZM216 89H217V87H216ZM225 89V88H224ZM227 89H228V87H227ZM250 89V91H252V92H255L254 90H251ZM19 90V89H18ZM42 90L44 91V89L42 88ZM70 90V89H69ZM89 90V88L87 89V91ZM92 90V89H91ZM93 90H94V88H93ZM92 90V91H93ZM107 90V89H106ZM134 90H135V88H134ZM147 90H148V88H147ZM150 90L151 89H149V92H150ZM177 90V89H176ZM184 90V89H183ZM185 90H188V89H186L185 88ZM196 90V89H195ZM248 90V91H247ZM264 90V89H263ZM7 91V90H6ZM21 91V90H20ZM80 91V90H79ZM86 91V92H87ZM97 90H95L94 92H96ZM126 91V90H125ZM136 92H137V90H135ZM139 91V90H138ZM141 91V90H140ZM144 92H142V93H145L146 91L145 90H143ZM153 91V93H154V90H152ZM191 91H192V89H191ZM202 91V90H201ZM218 91H219V87H218ZM221 91V90H220ZM220 91H219V93H220ZM246 91V92H245ZM249 91V92H250ZM257 91H259V89L257 90ZM261 91V90H260ZM45 92V91H44ZM43 92V93H44ZM64 92H65V89H64ZM63 92V93H64ZM68 92V91H67ZM67 92H65V94L67 93ZM77 92V91H76ZM85 92V91H84ZM90 92V91H89ZM88 92V93H89ZM103 92H105V91H103ZM135 92V93H136ZM167 92V91H166ZM174 92V91H173ZM172 92V90H171V93H173ZM196 92V91H195ZM203 92V91H202ZM205 92V91H204ZM210 92V91H209ZM208 92V90H207V93H209ZM216 92V91H215ZM243 92V93H242ZM245 92V93H244ZM1 93H3V90H2V92ZM11 93V92H10ZM98 93V92H97ZM102 93V92H101ZM112 93H113V91H112ZM123 93V92H122ZM127 93V92H126ZM152 93V92H151ZM151 94V95H154V94ZM169 93V92H168ZM194 93V92H193ZM201 93V92H200ZM210 93H212V91L210 92ZM261 93H263V92H261ZM4 94V93H3ZM7 94H9V93H7ZM12 94H14V92L12 93ZM58 94V93H57ZM61 94V93H60ZM90 95H91V92L89 93ZM95 94V93H94ZM113 94H115V93H113ZM116 94H118V93H116ZM115 94V95H116ZM130 94V93H129ZM133 94V93H132ZM131 94V95H132ZM137 95H138V93H136ZM149 94V93H148ZM148 94H145V96L142 94L141 96L145 99V100H148V102H149V99H151V97H153V98H155L154 96H151V95H148ZM195 94V93H194ZM203 94V95H202ZM215 94V93H214ZM218 94V93H217ZM221 94H222V91H221ZM220 94V95H221ZM0 95H2V94H0ZM97 95V94H96ZM99 95V94H98ZM97 95V96H98ZM102 95V94H101ZM103 95H105L104 93H103ZM102 95V96H103ZM109 96H114V95H110V94H108ZM137 95H135V96H137ZM169 95V94H168ZM196 95H198V94H196ZM216 95V94H215ZM219 95V96H220ZM244 95V96H245ZM249 95V94H248ZM251 95H253V93L251 94ZM258 95H260V94H258ZM264 95V94H263ZM3 96V95H2ZM5 96H7V95H5ZM44 96L45 95H43V98H44ZM77 96H79V95H77ZM92 96V95H91ZM118 96V95H117ZM121 96V95H120ZM123 96V95H122ZM127 96V95H126ZM129 96V95H128ZM128 96H127V98H128ZM192 96H193V94H192ZM191 96V97H192ZM201 96H204V98H205V95H204V93H201V95H200V97ZM208 96H209V94H208ZM208 96H207V98H208ZM211 96H213L214 97V99H215V96L212 94ZM223 96V95H222ZM46 97V96H45ZM74 97V96H73ZM72 97V98H73ZM76 97V96H75ZM94 97V96H93ZM115 97V96H114ZM140 97V96H139ZM167 97V96H166ZM173 97V96H172ZM190 97V96H189ZM195 97V96H194ZM231 97V96H230ZM256 97V96H255ZM6 98V97H5ZM7 98H9V97H7ZM58 98V97H57ZM56 98V100H58ZM59 98H60V96H59ZM68 98V97H67ZM84 98V97H83ZM102 98V97H101ZM105 98H106V96H105ZM108 98V97H107ZM106 98V99H107ZM120 98V97H119ZM160 98H163V97H161L160 96ZM165 98V97H164ZM202 98V97H201ZM212 98V97H211ZM210 98V99H211ZM219 98V97H218ZM224 98V97H223ZM226 98V97H225ZM241 98H242V100H241ZM248 98H250L251 99V96L250 97H248ZM252 98H254V97H252ZM70 99V98H69ZM77 100H78V98H76ZM81 99V98H80ZM80 99H79V101H80ZM90 99V98H89ZM94 99V98H93ZM95 99H97V98H95ZM104 99V98H103ZM102 99V100H103ZM117 99H118V97H117ZM117 99H115L116 101H118ZM123 99H124V97H123ZM122 99V100H123ZM158 99H159V97H158ZM193 99V98H192ZM191 99V100H192ZM210 99H208V101H206L207 103H208V105H209V107L212 105L213 106V102H211V100ZM216 99H217V96H216ZM227 99H229L228 97H227ZM240 99V100H239ZM258 99V98H257ZM1 100V99H0ZM44 100H46V98L44 99ZM43 100V101H44ZM60 100V99H59ZM108 100V99H107ZM113 100V99H112ZM128 100V99H127ZM133 100V99H132ZM137 100H139V99H137ZM136 100V101H137ZM156 100V99H155ZM164 100V99H163ZM232 100V101H233ZM69 101V100H68ZM96 101V100H95ZM104 101V100H103ZM114 101V100H113ZM112 101V102H113ZM119 101H120V99H119ZM126 101V100H125ZM151 101H153V103L154 102H157V101H154V100H151ZM165 101V100H164ZM193 101V100H192ZM196 101V100H195ZM215 101V100H214ZM254 101V100H253ZM264 101V100H263ZM262 101V102H263ZM48 102V101H47ZM70 103L72 102V101H69ZM75 103H78L76 100L74 101ZM89 102V101H88ZM106 102H108V101H105V104H107V107H108V105H109V107L111 108V107H113L112 109L114 110H116V114L117 115H119V113H121L120 111H118V109L119 110H122L121 109V107L120 106H117V105H120L119 103L117 104V105H114L113 106V104H112V102H111V104L109 103H106ZM128 102L129 101H127L126 103L128 104ZM133 102H135V100L133 101ZM147 102V103H148ZM159 102V101H158ZM157 102V103H158ZM166 102V101H165ZM205 102V101H204ZM211 102V103H210ZM3 102H1V104H2ZM68 103V102H67ZM83 103V102H82ZM86 103V102H85ZM92 103V102H91ZM121 103V102H120ZM126 103L124 104V103H122L123 105H126ZM138 103V102H137ZM143 103V102H142ZM191 103V102H190ZM200 103V102H199ZM219 103V102H218ZM225 103V102H224ZM223 103V104H224ZM257 103H258V101H257ZM43 104H46V103H43ZM49 104V103H48ZM74 104V103H73ZM87 104V103H86ZM97 104H98V99H97ZM103 104V103H102ZM132 104H134V103H130V106L132 105ZM206 104V103H205ZM211 104V105H210ZM234 104V103H233ZM261 104V103H260ZM65 105H67V104H65ZM92 105V104H91ZM100 105V104H99ZM151 105L153 106V104L151 103ZM160 105V104H159ZM184 105V104H183ZM198 105V104H197ZM200 105V104H199ZM207 105V104H206ZM226 105H228V104H225V106ZM255 105V104H254ZM258 105V104H257ZM2 106V105H1ZM77 106V105H76ZM80 106V105H79ZM85 106H87V105H85ZM90 106V105H89ZM103 106H105V105H103ZM134 106V105H133ZM132 106V107H133ZM137 106H139V105H137ZM149 106V105H148ZM168 106V105H167ZM169 106H170V104H169ZM178 106V105H177ZM196 106V105H195ZM204 106V105H203ZM235 106V105H234ZM242 106V105H241ZM243 106H244V104H243ZM47 108L49 107V105H47L46 106ZM45 106H44V108H46ZM65 107H67V106H65ZM71 107V106H70ZM70 107H68V108H70ZM74 107V106H73ZM72 107V108H73ZM119 107V108H118ZM124 107H126V108H128L129 107V105L128 106H124ZM136 107V106H135ZM135 107H133L131 110H133ZM154 107H156V106H154ZM160 107V106H159ZM158 107V108H159ZM182 107H185V105L184 106H182ZM182 107H180V109H177V111L179 110V111H184L183 109H182ZM216 108H217V106H215ZM227 107V106H226ZM248 107H250V106H248ZM260 107V106H259ZM76 108V107H75ZM86 108V107H85ZM91 107H89V109H90ZM92 108H93V106H92ZM96 108H97V106H96ZM123 108V107H122ZM130 108V107H129ZM140 108V107H139ZM142 108V107H141ZM140 108V109H141ZM145 108V107H144ZM153 108V107H152ZM157 108V107H156ZM171 108V107H170ZM169 108V109H170ZM211 108H214V107H210V109ZM215 108V109H216ZM263 108V107H262ZM2 109H4V108H2ZM1 109V110H2ZM83 109V111H82V114H83V112H84V108H82ZM139 109V110H140ZM143 109V108H142ZM159 109H162V107L161 108H159ZM175 109V108H174ZM192 109V108H191ZM204 109V108H203ZM224 109V108H223ZM227 109V108H226ZM230 109H232V108H230ZM237 109V108H236ZM241 109V108H240ZM251 109V108H250ZM261 109V108H260ZM1 110H0V113H1ZM65 110H66V108H65ZM71 109H69L68 110V112L70 111ZM74 110V109H73ZM76 110H77V108H76ZM80 110V109H79ZM98 110V109H97ZM97 110H96V112H97ZM105 110V109H104ZM137 111H138V109H136ZM144 110V109H143ZM148 110V109H147ZM156 110V109H155ZM176 110V109H175ZM185 110H186V108H185ZM201 110V109H200ZM235 110V109H234ZM253 110V109H252ZM6 111V110H5ZM46 112H47V109L45 110ZM72 111V110H71ZM70 111V112H71ZM85 111H86V109H85ZM88 111V110H87ZM86 111V113H88ZM117 111L119 112V113H117ZM124 111V110H123ZM127 111V110H126ZM206 111V110H205ZM222 111V110H221ZM225 111V110H224ZM232 111V110H231ZM243 111V110H242ZM4 112V111H3ZM57 112V111H56ZM61 112V111H60ZM60 112H58V113H56V114H60ZM63 112V111H62ZM74 112V111H73ZM76 112V111H75ZM74 112V113H75ZM108 112H111V111H108ZM131 112V111H130ZM145 112V111H144ZM143 112V113H144ZM152 112V111H151ZM164 112V111H163ZM165 112H167V111H165ZM175 112V114H176V111H173V113ZM229 112H230V110H229ZM234 112V111H233ZM236 112L237 113H235V114H237V116H236V118H238V119H241L240 118V116L241 115H243V114H238V112H239V109L238 110H236ZM262 112V111H261ZM49 113V112H48ZM95 113V112H94ZM106 113H107V110H106ZM138 113V112H137ZM141 113V112H140ZM143 113H141V115L143 114ZM153 113V112H152ZM156 113V112H155ZM172 113V112H171ZM189 113V112H188ZM218 113V112H217ZM226 113V112H225ZM240 113V112H239ZM243 113H244V111H243ZM253 113V112H252ZM255 113H256V111H255ZM8 114V113H7ZM7 114H6V116H7ZM81 114V113H80ZM104 114V113H103ZM113 115V116H117V115ZM126 114V113H125ZM130 114V113H129ZM133 114V113H132ZM149 114H150V112H149ZM158 115L157 116H160L159 115V113H157ZM163 114V113H162ZM161 114V115H162ZM169 114V113H168ZM180 114V113H179ZM184 114H186V112L184 113ZM199 114V113H198ZM215 113H213V115H214ZM230 114V113H229ZM2 115H3V113H2ZM61 115V114H60ZM59 115V116H60ZM88 115V114H87ZM95 115H97V114H95ZM99 115V114H98ZM123 115V114H122ZM131 115V114H130ZM129 115V116H130ZM140 115V114H139ZM155 115V114H154ZM172 114H170V116H171ZM187 116H188V114H186ZM186 115H184L185 116V118L184 119H187L188 120V118H186L187 116ZM213 115H211V116H213ZM226 115H227V113H226ZM232 115H234L233 113H232ZM240 115V116H239ZM259 115H260V113H259ZM258 115V116H259ZM4 116V115H3ZM5 116V117H6ZM58 116V115H57ZM59 116H58V118H59ZM83 116H85V115H83ZM89 116V115H88ZM90 116H91V114H90ZM94 116V115H93ZM107 116V115H106ZM136 116V115H135ZM134 116V117H135ZM157 116H155V117H157ZM168 116V115H167ZM180 116V115H179ZM206 116V115H205ZM215 116V115H214ZM213 116V118H215V122H217L216 121V117H214ZM219 116V115H218ZM217 116V117H218ZM222 116H223V114H222ZM225 116V115H224ZM256 116V115H255ZM1 117V116H0ZM5 117L3 118V119H5ZM7 117H9V115L7 116ZM12 117V116H11ZM55 117V116H54ZM53 117V118H54ZM60 117H62V116H60ZM110 117V116H109ZM154 117V116H153ZM152 117V118H153ZM162 117V116H161ZM160 117V118H161ZM164 117H166V115L164 116ZM174 117V116H173ZM180 117H182V116H180ZM180 117H178V118H180ZM192 117H195V116H193L192 115ZM234 117H235V115H234ZM244 117V116H243ZM13 118V117H12ZM86 117H84L83 119H85ZM93 118V117H92ZM101 118V117H100ZM113 118V117H112ZM111 118V119H112ZM117 118V117H116ZM116 118H115V120H116ZM132 118V117H131ZM130 118V119H131ZM150 118H151V116H150ZM158 118V117H157ZM178 118H176L177 120H178ZM200 118V120H201V117H199ZM205 118V117H204ZM219 118V117H218ZM260 118V117H259ZM262 118V117H261ZM2 119V120H3ZM8 119V118H7ZM6 119V120H7ZM37 119V118H36ZM87 119V118H86ZM94 119V118H93ZM98 119V118H97ZM97 119L96 120H94V121H97ZM117 119H119V118H117ZM123 119V118H122ZM165 118H163V120H164ZM170 119V117H168V119H166V121H168ZM174 119V118H173ZM173 119H172V117H171V120L173 121ZM182 120V121H185V120ZM190 119V118H189ZM226 119V118H225ZM244 119V118H243ZM242 119V120H243ZM246 119V118H245ZM244 119V120H245ZM247 119H248V117H247ZM1 120V119H0ZM9 120H11V119H9ZM14 120V119H13ZM62 120H64V119H62ZM61 120V121H62ZM89 120H91V119H89ZM99 120V119H98ZM113 120V119H112ZM124 120V119H123ZM128 120V119H127ZM135 120V119H134ZM140 119H138V121H139ZM150 120V119H149ZM154 120V119H153ZM158 120V119H157ZM160 120V119H159ZM158 120V122L160 123V121ZM163 120H161L162 121V123H164L163 122ZM171 120H170V122H171ZM194 120V119H193ZM199 120V119H198ZM217 120H219V119H217ZM233 120V119H232ZM235 120V119H234ZM260 120V119H259ZM4 121V120H3ZM8 121V120H7ZM6 121V122H7ZM12 121V120H11ZM10 121V122H11ZM38 121V120H37ZM36 121V122H37ZM57 121V120H56ZM59 121V120H58ZM101 121H102V119H101ZM106 121V120H105ZM111 121V120H110ZM114 121V120H113ZM122 121V120H121ZM120 121V122H121ZM137 121V120H136ZM147 121V120H146ZM165 121V120H164ZM180 121V120H179ZM197 121V120H196ZM226 121V120H225ZM250 121V120H249ZM258 121V120H257ZM14 122V121H13ZM60 122V121H59ZM62 122H64V121H62ZM91 123L90 124H92V121H90ZM107 122V121H106ZM116 122V121H115ZM119 122V121H118ZM139 122H141V121H139ZM144 122V121H143ZM157 122V121H156ZM157 122V123H158ZM169 122V121H168ZM169 122V123H170ZM187 122V121H186ZM189 122V121H188ZM195 122V121H194ZM219 122V121H218ZM222 122V121H221ZM230 122V121H229ZM243 122V121H242ZM247 122V121H246ZM245 122V123H246ZM255 122V121H254ZM2 123V122H1ZM0 123V124H1ZM8 124H9V122H7ZM14 123H17V122H14ZM14 123H13V125H14ZM39 123V122H38ZM38 123H35V125L37 124L38 125ZM55 123H57V122H55ZM88 123H89V121H88ZM87 123V124H88ZM95 123H97V122H95ZM98 123H101V122H98ZM111 123H113V122H111ZM191 123H193L192 121H191ZM197 123H199V121L197 122ZM197 123H196V125H197ZM233 123V122H232ZM240 123V125L241 126H243L242 125V123H241V121L239 122ZM258 123H261V122H258ZM258 123H255V125L256 124H258ZM58 124H60V123H58ZM63 124H65V123H63ZM94 124V123H93ZM114 124V123H113ZM134 124V123H133ZM132 124V125H133ZM142 124H144V123H142ZM148 124H151L150 122L148 123ZM164 124H166V122L164 123ZM168 124V123H167ZM171 124V123H170ZM217 124V123H216ZM222 124H223V122H222ZM225 124H228V123H225ZM230 124V123H229ZM235 124V123H234ZM237 124V123H236ZM2 125H3V123H2ZM2 125H1V127H2ZM12 125V124H11ZM12 125V126H13ZM68 125V124H67ZM83 125H84V123H83ZM122 125L123 124H120V125H118V126H116L115 128L118 130V133H116V131H115V137H111L112 139H111V141H113V142H111L110 141V143H112V144H108V146L109 145H112V146H110L111 147V150L114 148V150H113V152H115V160H116V162L115 161H112L113 163H111V167H114V168H112L113 169V174H114V170H116L117 172H118V174L120 173V175H122L123 177L124 176H127L129 179L131 178V179H135V175L137 174V169H134V167H136L135 166V164H134V161L132 160V159H130V154L131 153H129V142H132V141H130L131 140V137L129 136V134L127 135V133H126V131H125V129H124V132L123 131H119V128L120 127H122ZM140 125V124H139ZM145 125V124H144ZM153 124H151V128L153 127V126H155V125H153ZM172 125H173V122H172ZM171 125V126H172ZM183 125H184V123H183ZM221 125V124H220ZM259 125V124H258ZM263 125V124H262ZM8 126V125H7ZM15 126V125H14ZM70 126L71 125H69L67 128H70ZM82 126V125H81ZM92 126V125H91ZM90 125L88 126V127H91ZM94 126V125H93ZM92 126V127H93ZM102 126V125H101ZM106 126V125H105ZM130 126V125H129ZM160 126H162V125H160ZM159 126V127H160ZM169 126V125H168ZM170 126V128H172ZM178 127H179V125H177ZM180 126H182V125H180ZM185 126V125H184ZM192 126V125H191ZM225 127H226V125H224ZM227 126H229V125H227ZM260 126V125H259ZM264 126V125H263ZM6 128V126L5 125H3V127H2V132L4 131L3 130V128ZM17 127V126H16ZM37 127V126H36ZM65 128H66V126H64ZM87 127V128H88ZM112 127H113V125H112ZM125 127V126H124ZM137 127V126H136ZM150 127V126H149ZM156 127V126H155ZM173 127H175L174 125H173ZM178 127H176V128H178ZM190 127V126H189ZM194 127H195V124H194ZM200 127V126H199ZM199 127H197V128H199ZM222 127V126H221ZM225 127H222V128H225ZM236 127V126H235ZM255 127V126H254ZM261 127V126H260ZM8 128H10V127H8ZM8 128H6V129H8ZM12 128V127H11ZM57 128H59V127H57ZM128 128V127H127ZM168 128V127H167ZM180 128H182V127H179V133L180 132H182V130H180ZM192 128V127H191ZM190 128V129H191ZM196 128V127H195ZM219 128H220V126H219ZM229 128V127H228ZM237 128V127H236ZM239 128V127H238ZM237 128V129H238ZM258 128V127H257ZM1 129V128H0ZM12 129H14V131L16 132V128H12ZM34 129H36L37 130V128H34ZM39 129V128H38ZM84 130H85V128H83ZM91 129V128H90ZM107 129H109V128H107ZM122 130H123V128H121ZM120 129V130H121ZM134 129H135V127H134ZM154 129L155 130H158V129H156V128H153V131H154ZM163 129V128H162ZM183 129V131L185 130L184 128H182ZM190 129H188L187 131H189ZM221 129V128H220ZM250 129H254L253 127L252 128H250ZM263 129V128H262ZM18 130H20V128H18ZM96 130V129H95ZM98 130V129H97ZM106 130V129H105ZM110 130V129H109ZM112 130H114V128L113 129H111V131ZM127 130V129H126ZM151 130V129H150ZM173 130H176L175 128L173 129ZM172 130V131H173ZM198 130V129H197ZM200 130V129H199ZM229 130H231L230 128H229ZM236 130V129H235ZM234 130V131H235ZM8 131H11V130H8ZM37 131H39V130H37ZM60 131H63L62 130V128L60 129ZM65 131V130H64ZM75 131V130H74ZM87 131V130H86ZM94 131V130H93ZM102 131V130H101ZM139 131H140V129H139ZM145 131V130H144ZM149 131V130H148ZM178 130H176V133H178L177 132ZM191 131V130H190ZM222 131V130H221ZM252 131V130H251ZM261 131V130H260ZM7 132V131H6ZM69 132H70V129H69ZM91 132V131H90ZM97 132V131H96ZM102 132H104V131H102ZM130 132V131H129ZM135 132V131H134ZM158 132H160L159 130H158ZM169 132V131H168ZM185 132V131H184ZM194 132V131H193ZM193 132H192V134H193ZM226 132V131H225ZM227 132H232V131H227ZM253 132V131H252ZM255 132V131H254ZM256 132H257V130H256ZM3 133H5V132H3ZM2 133V134H3ZM12 132H10V134H11ZM14 133V132H13ZM20 133V131H18V134ZM22 133V132H21ZM63 133H66V132H62V134H60V135H62V136H64V134ZM71 133H72V131H71ZM87 133V132H86ZM141 133H142V131H141ZM147 133V132H146ZM149 133V132H148ZM155 133V132H154ZM157 133V132H156ZM166 133L167 132H165V135H166ZM190 133V132H189ZM234 134L236 133V132H233ZM232 133V134H233ZM259 133V132H258ZM9 134V133H8ZM90 134V133H89ZM131 134H133V133H131ZM163 134V133H162ZM162 134H159V135H162ZM167 134H169V133H167ZM171 134H173V133H171ZM170 134V135H171ZM174 134H175V132H174ZM180 134H183V133H180ZM180 134H179V136H180ZM185 134H186V132H185ZM188 134V133H187ZM186 134V136L187 137H189V135H191V133L189 134V135H187ZM203 134H204V132H203ZM202 134V135H203ZM206 134V133H205ZM249 134H250V132H249ZM259 134H261V133H259ZM4 135V134H3ZM16 134H14V136H15ZM71 135V134H70ZM74 135H76V134H74ZM88 135V134H87ZM106 135H108V133L106 134ZM135 134H133V136H134ZM150 135H152V134H150ZM159 135H155V134H153L152 136L154 137H160L161 138V136H159ZM164 135V134H163ZM194 135H196V134H194ZM201 135V134H200ZM207 135V134H206ZM251 135V134H250ZM138 136V135H137ZM136 136V137H137ZM147 136V135H146ZM172 136V135H171ZM179 136H176L175 135V137L177 138V137H179ZM185 136V135H184ZM185 136V137H186ZM204 136V135H203ZM254 136V135H253ZM261 135H259V137H260ZM4 137H6L5 135H4ZM11 137V136H10ZM17 137V136H16ZM72 135H71V137H70V139H72ZM90 137V136H89ZM94 138H95V136H93ZM104 137V136H103ZM150 137V136H149ZM170 137V136H169ZM195 137H198L197 135L195 136ZM194 136H190V138H192V140H193V142L195 143L194 145H193V143H192V141H191V139L189 140V141H191V143H192V145L193 146H198L200 143H198L197 144V142H195V141H198V140H196V139H193V138H195ZM258 137V138H259ZM263 137V136H262ZM12 138H13V136H12ZM19 138V137H18ZM64 138V137H63ZM134 138V137H133ZM164 139L166 138V141H167V137H163ZM176 138H172V139H170V140H175ZM199 138V137H198ZM205 138V137H204ZM209 138H210V136H209ZM0 139H2L3 140V138H1L0 137ZM15 139H17V138H15L14 137V140ZM66 139V138H65ZM74 139V138H73ZM92 139V138H91ZM106 139V138H105ZM153 139V138H152ZM156 139V138H155ZM162 139V138H161ZM178 139V138H177ZM180 139H182V137H180ZM206 139V138H205ZM264 139V138H263ZM263 139H260L259 138V140H261V141H263ZM7 140V139H6ZM8 140H10L9 138H8ZM84 140V139H83ZM94 140V139H93ZM97 140V139H96ZM107 140H109V139H107ZM135 140V139H134ZM151 140V139H150ZM179 140V139H178ZM177 140V141H178ZM188 140V139H187ZM195 140V141H194ZM19 141H21V139L19 140ZM64 141V140H63ZM88 141V140H87ZM95 141V140H94ZM97 141H99V140H97ZM101 141V140H100ZM147 141V140H146ZM146 141H144V142H146ZM160 141V140H159ZM158 141V142H159ZM165 141V140H164ZM184 141V140H183ZM236 141H237V139H236ZM4 142H6V141H3V142H0V143H4ZM9 142V141H8ZM17 142H18V139H17ZM85 142V141H84ZM140 142H142L143 143V141H140ZM139 142V143H140ZM152 142H153V140H152ZM155 142V141H154ZM163 142V141H162ZM168 142L169 143H171L169 140H168ZM174 142V141H173ZM180 142H182V141H180ZM202 142V141H201ZM238 142V141H237ZM237 142H236V144H237ZM69 143H71V145L70 146H72V144H73V140H69ZM107 143H108V141H107ZM135 143V142H134ZM133 143V144H134ZM137 143V142H136ZM147 143V142H146ZM146 143H145V145H146ZM176 143H178V142H176ZM185 143V142H184ZM187 143H188V141H187ZM191 143L189 144L190 146H191ZM206 143V142H205ZM264 143V142H263ZM2 144H1V146H2ZM18 144V143H17ZM59 144V143H58ZM84 144V143H83ZM104 144H105V141H104ZM104 144H102V145H104ZM163 144H167V142L166 143H163ZM180 144H182L183 146H184V144H183V142L182 143H180ZM186 144V143H185ZM226 144V143H225ZM224 144V145H225ZM228 144V143H227ZM235 144V143H234ZM250 143L248 142V143H246V145H249ZM6 145V143L4 144V146ZM14 145H16V144H14ZM92 145V144H91ZM141 145V144H140ZM152 145V144H151ZM155 145V143L153 144V146ZM157 145V144H156ZM160 145V144H159ZM171 145V144H170ZM173 145V144H172ZM172 145H171V147H172ZM182 145H179L178 144V146L179 147H176V150H177V148H180V149H182V147H180V146H182ZM202 145H204V144H202ZM202 145H200V147H198V148H201V146ZM208 145V144H207ZM207 145L206 146H204V149H206L207 148ZM223 144H222V147L224 146ZM243 145H244V143H243ZM246 145H244V146H246ZM0 146V147H1ZM11 146H12V144H11ZM63 146V145H62ZM70 146H68L67 147V149L68 150H71V149H69V147ZM88 146H90V145H88ZM134 146V145H133ZM148 145H146V147H147ZM152 146V147H153ZM193 146H191V147H193ZM209 146V145H208ZM236 146H238V145H236ZM235 146V147H236ZM242 146V145H241ZM260 146V145H259ZM264 146V145H263ZM6 147V146H5ZM7 147H8V145H7ZM6 147V149H8ZM87 147V146H86ZM92 147V146H91ZM91 147H89V148H91ZM94 147V146H93ZM136 147H138V146H136ZM151 147V148H152ZM156 146H154V148H155ZM169 147V146H168ZM189 147V146H188ZM206 147V148H205ZM211 147H213L212 145H211ZM210 147V148H211ZM226 147V146H225ZM223 148V149H227V147L226 148ZM233 147H234V145H233ZM248 147V146H247ZM246 147V148H247ZM262 147V146H261ZM14 148V147H13ZM95 148V147H94ZM98 148H99V146H98ZM97 147H96V149H98ZM103 148V147H102ZM133 148V147H132ZM142 148V147H141ZM150 148V149H151ZM154 148H152V149H154ZM165 148V147H164ZM187 148V147H186ZM237 148V147H236ZM236 148H235V150H234V148H233V150H234V152L236 151ZM240 148H242V147H239V149ZM245 147H244V149H246ZM263 148V147H262ZM100 150H101V148H99ZM109 149V148H108ZM137 149V148H136ZM147 149H148V147H147ZM162 149V148H161ZM166 149V148H165ZM168 150L170 149V148H167ZM166 149V150H167ZM175 149V148H174ZM173 149V150H174ZM185 149V148H184ZM184 149H182V150H184ZM203 149V148H202ZM203 149V150H204ZM222 149V150H223ZM247 149H249V147L247 148ZM11 150H12V148H11ZM63 150V149H62ZM66 150V149H65ZM106 150H107V148H106ZM131 150V149H130ZM212 149H209V151L210 152H212L211 151ZM232 150V149H231ZM237 150H238V148H237ZM242 151H243V149H241ZM258 150V149H257ZM9 151V150H8ZM86 151V150H85ZM137 152H138V150H136ZM139 151H140V148H139ZM143 151H147V150H143ZM149 151V150H148ZM151 151V150H150ZM157 151V150H156ZM161 151V150H160ZM163 151V150H162ZM175 151V150H174ZM177 151H179V150H177ZM204 152V151H202V150H199V152ZM225 151V150H224ZM228 151V150H227ZM241 151V152H242ZM6 152V151H5ZM61 152V151H60ZM65 153H66V151H64ZM71 152H72V150H71ZM80 152V151H79ZM78 152V153H79ZM87 152H90V151H87ZM95 152V151H94ZM107 152V151H106ZM135 152V151H134ZM137 152H135V153H137ZM140 152H142V150L140 151ZM152 152V151H151ZM151 152H149L150 154H149V156L151 157ZM157 152H159V150L157 151ZM170 152H171V150H170ZM200 152V153H201ZM240 152V153H241ZM244 152V151H243ZM242 152V153H243ZM264 152V151H263ZM81 153H83L82 151H81ZM91 153V152H90ZM99 152H97V154H98ZM102 153V152H101ZM109 153V152H108ZM135 153L133 154V156H135ZM139 153V152H138ZM143 153V152H142ZM153 153H155V154H157L156 152H155V150H154V152ZM161 152H159L158 154L159 155H161L160 154ZM174 153V152H173ZM172 153V154H173ZM230 153H232V152H230ZM236 153H238V151L236 152ZM236 153H232V155H233V157H234V160L232 159L231 161H234L235 162V160H236V158L235 157H239L238 155H236ZM245 153V152H244ZM243 153V154H244ZM246 153H247V150H246ZM246 153H245V156H246ZM260 153V152H259ZM63 155H64V153H62ZM67 154V153H66ZM73 155L75 154V153H72ZM147 154V153H146ZM163 154H167L168 155V153H165V151L163 152ZM162 154V155H163ZM170 154V153H169ZM172 154H170V156L172 155ZM179 154H180V151H179ZM206 154V153H205ZM205 154L203 153V155L205 156ZM212 154V153H211ZM228 154V153H227ZM253 154H254V152H253ZM262 154V153H261ZM69 155H71V154H69ZM81 155V154H80ZM114 155V154H113ZM136 155H138V158H136V160L135 161H137V159H139V154H136ZM159 155H158V157H156L155 155H153V156H155L156 158H158L157 160L158 161H163L164 162V159H168V157L169 156H164V159L162 158V156H160L159 157ZM188 155V154H187ZM197 154H195V156H196ZM230 155V154H229ZM82 156H83V154H82ZM97 156V155H96ZM108 156V155H107ZM148 155H147V158L149 157ZM176 155H172V158L173 157H175ZM180 156V155H179ZM178 155H177V157H179ZM184 156V155H183ZM183 156H180V157H182L183 158ZM200 156H202V155H199V157ZM212 156V155H211ZM263 156V155H262ZM58 157V156H57ZM95 157V156H94ZM145 157H146V155H145ZM166 157V158H165ZM186 157V156H185ZM198 157V156H197ZM206 157H207V155H206ZM206 157H204V158H206ZM250 157H251V155H250ZM252 157H254V156H252ZM257 158H259L258 156H256ZM56 158V157H55ZM58 158H60V157H58ZM103 158V157H102ZM109 158V157H108ZM133 158V157H132ZM142 158V157H141ZM140 158V159H141ZM147 158H145L146 160H147ZM152 158V157H151ZM170 158V157H169ZM192 158H194V157H192ZM201 158V157H200ZM207 158H209V157H207ZM241 158H243V156L241 155ZM255 158V157H254ZM257 158H255L256 160H257ZM262 158V157H261ZM96 159V158H95ZM105 159V158H104ZM139 159V160H140ZM144 159V158H143ZM180 159V158H179ZM239 159H240V157H239ZM245 159H247L246 157H245ZM244 159V160H245ZM255 159H253V160H255ZM260 159V158H259ZM258 159V160H259ZM86 160V159H85ZM98 160H99V158H98ZM100 160H101V157H100ZM112 160H114V159H112ZM142 160V159H141ZM156 160V159H155ZM156 160V161H157ZM177 160L178 159H176V162H177ZM184 160V159H183ZM204 160V159H203ZM206 160V159H205ZM209 160V159H208ZM252 160V161H253ZM258 160L256 161L257 163H258ZM56 161V160H55ZM102 161V160H101ZM104 161H106V159L104 160ZM144 160H142L141 161V163L143 162ZM152 161H154V159L152 160ZM169 161V160H168ZM179 161V160H178ZM180 161H182V160H180ZM207 161V160H206ZM211 161V160H210ZM241 162H243V160H240ZM259 161H261L262 162V160H259ZM106 162H108V161H106ZM110 162V161H109ZM115 162V163H114ZM140 162V161H139ZM138 162V163H139ZM151 162V161H150ZM159 162V163H160ZM162 162V164H164V163H166V160H165V162L163 163ZM245 162V161H244ZM243 162V163H244ZM247 162V161H246ZM245 162V163H246ZM53 163V162H52ZM87 163V162H86ZM104 163V162H103ZM147 163V164H146ZM146 165H144V167L145 168H149L150 167V164H148V162L146 161ZM153 163V162H152ZM168 164H170V163H172V161L169 163V162H167ZM179 163V162H178ZM187 163V162H186ZM201 163V162H200ZM209 163V162H208ZM235 163H239V162H235ZM243 163H239L240 165H244ZM249 163V162H248ZM105 164V163H104ZM140 164V163H139ZM154 164V163H153ZM167 164V165H168ZM202 164V163H201ZM212 163H210V165H211ZM234 164V163H233ZM251 164V163H250ZM252 164H253V162H252ZM255 164V163H254ZM253 164V165H254ZM261 164V163H260ZM259 163H258V165H260ZM264 164V162H262V165ZM105 165H107V164H105ZM142 167H143V164H140ZM165 165V164H164ZM174 165V164H173ZM183 165V164H182ZM184 165H185V163H184ZM204 165V164H203ZM246 165V164H245ZM245 165H244V167H245ZM262 165H260V166H262ZM166 166V165H165ZM174 166H176L177 167V165H174ZM178 166H179V164H178ZM205 166V165H204ZM239 165H237V167H238ZM241 166V167H242ZM256 164H255V168H256ZM105 167V166H104ZM138 167V166H137ZM142 167L141 168H139V172H140V170H142ZM143 167V168H144ZM151 167H153L152 165H151ZM160 167V166H159ZM180 167H183V166H180ZM179 167V168H180ZM190 167V166H189ZM206 167V166H205ZM211 167V166H210ZM247 167H248V165H247ZM246 167V168H247ZM106 168H108V166L106 167ZM106 168H104V170L106 169ZM110 168V167H109ZM144 168V169H145ZM166 168H168V167H166ZM187 168V167H186ZM199 168V167H198ZM236 168V167H235ZM234 168V169H235ZM243 168V167H242ZM250 168V167H249ZM263 168H264V165H263ZM81 169V168H80ZM111 169V168H110ZM110 169L108 170V172L110 173ZM143 169V170H144ZM154 169V168H153ZM169 169H170V166H169ZM168 169V170H169ZM197 169V168H196ZM202 169V168H201ZM204 169V168H203ZM262 169V167L260 168V170ZM148 169H145V172L147 173V172H149V171H147ZM155 170V169H154ZM167 170V171H168ZM173 170V169H172ZM175 170V169H174ZM187 170H189V169H187ZM206 170V169H205ZM239 170H240V168H239ZM251 170L253 171V169L251 168ZM258 169H256V171H257ZM260 170H258L257 172L259 173V171ZM152 171V170H151ZM164 171V170H163ZM171 171V170H170ZM178 171V170H177ZM190 171V170H189ZM193 171H194V169H193ZM210 171H211V169H210ZM241 171V170H240ZM239 171V172H240ZM244 171V170H243ZM255 171V172H256ZM263 171V170H262ZM262 171H260V172H262ZM89 172V171H88ZM104 172V171H103ZM138 172V173H139ZM180 172H182V171H180ZM208 172H209V170H208ZM238 172V173H239ZM102 173V172H101ZM106 173V172H105ZM111 173H112V171H111ZM110 173V174H111ZM152 173H154L155 174V171L154 172H152ZM170 174H171V172H169ZM173 173H174V171H173ZM185 173V172H184ZM241 173V172H240ZM243 173V172H242ZM244 173H246V172H244ZM28 174H30V173H28ZM45 174V173H44ZM148 174V173H147ZM178 174V173H177ZM180 174V173H179ZM255 174V173H254ZM1 175V174H0ZM107 175H108V173H107ZM114 175H116V174H114ZM113 175V176H114ZM120 175H119V177H120ZM143 175V174H142ZM149 175H151V174H149ZM196 175H198V173L196 174ZM240 175V174H239ZM256 175H258V174H256ZM260 175H262V173L260 174ZM80 176H82V175H80ZM111 176V175H110ZM152 176V175H151ZM163 176V175H162ZM166 176V175H165ZM173 176V175H172ZM241 176H243L242 174H241ZM240 176V177H241ZM247 176V175H246ZM259 176V175H258ZM264 176V175H263ZM153 177V176H152ZM164 177V176H163ZM197 177V176H196ZM199 177V176H198ZM207 177V176H206ZM205 177V178H206ZM83 178V177H82ZM108 178V177H107ZM112 178V177H111ZM202 178V177H201ZM243 178H244V176H243ZM254 179L256 178V177H253ZM263 178V177H262ZM261 178V179H262ZM77 179H78V177H77ZM117 179V178H116ZM120 180H122V178H119ZM124 179V178H123ZM129 179H127V180H129ZM154 179V178H153ZM159 179V178H158ZM175 178L173 177V180H174ZM239 179H241V178H239ZM258 179H260V178H258ZM80 180H82V179H80ZM196 180H197V178H196ZM203 180V179H202ZM205 180V179H204ZM207 180V179H206ZM211 180V179H210ZM243 180V179H242ZM9 181V180H8ZM79 181V180H78ZM83 181H85L84 179H83ZM112 181H113V178H112ZM117 181V180H116ZM145 181V180H144ZM152 181V180H151ZM156 181V180H155ZM175 181V180H174ZM198 181H200V180H198ZM255 181V180H254ZM256 181H257V178H256ZM255 181V182H256ZM260 181V180H259ZM3 182V181H2ZM7 182V181H6ZM11 183H12V181H10ZM9 182V183H10ZM132 182H134V183H136L135 181H132ZM245 182V183H244ZM244 182L243 181H241V183H243V185H246V187L244 188V190L246 191V189H248V190H251V189H249V187L247 188V184H246V181H245V179H244ZM248 182H249V180H248ZM254 182V183H255ZM261 182H264V181H261ZM8 183V182H7ZM28 183V182H27ZM93 183V182H92ZM113 183H115L116 184V182L114 181ZM118 183V182H117ZM120 183V182H119ZM122 183V182H121ZM124 183H125V181H124ZM139 183V182H138ZM149 183V182H148ZM177 183V182H176ZM180 183V182H179ZM4 184V183H3ZM34 184H36V183H34ZM79 184H80V182H79ZM81 184H84V183H81ZM80 184V185H81ZM87 184H89V183H87ZM87 184H86V186H87ZM131 184V183H130ZM157 184V183H156ZM185 184V183H184ZM209 184V183H208ZM249 184V183H248ZM261 184V183H260ZM1 185V184H0ZM5 185H8V184H5ZM27 185V184H26ZM90 185V184H89ZM87 186V187H90V186ZM118 185H120V184H118ZM133 185V184H132ZM136 185H137V183H136ZM146 185V184H145ZM152 185V184H151ZM177 185V184H176ZM200 185V184H199ZM262 185L264 186V184L262 183ZM75 187L77 186V185H74ZM121 186H123V185H121ZM127 186V185H126ZM260 186V185H259ZM77 187H79V186H77ZM76 187V188H77ZM84 187V186H83ZM86 187V188H87ZM104 187H105V185H104ZM117 187V186H116ZM125 187V186H124ZM258 187V186H257ZM27 188V187H26ZM68 189H69V187H67ZM72 188V187H71ZM85 188V187H84ZM86 188L84 189V190H86ZM160 188H162V187H160ZM261 188H263V187H261ZM5 189V188H4ZM72 189H74V188H72ZM134 189H136L135 187H134ZM150 189V188H149ZM258 189H260V188H258ZM28 190V189H27ZM77 190V195L78 196H76V198H77V202L78 203H82L83 202V198L82 199H80L81 198V195L80 194H83V192H82V190L83 189H81L80 191H81V193H79L78 194V190H79V188L78 189H76ZM83 190V191H84ZM87 190H89V189H87ZM79 191V192H80ZM93 191V190H92ZM122 191H124L123 189H122ZM156 191V190H155ZM34 192H35V190H34ZM69 192V191H68ZM71 192H72V190H71ZM73 192H75L74 190H73ZM157 192V191H156ZM247 192V191H246ZM249 192V191H248ZM247 192V193H248ZM67 193V192H66ZM165 193V192H164ZM31 194V193H30ZM30 194L28 195V196H30ZM96 194V193H95ZM157 194V193H156ZM253 194V193H252ZM70 195V194H69ZM71 195H73V194H71ZM70 195V197H72ZM74 195H76V193L74 194ZM80 195V196H79ZM136 195V194H135ZM159 195V194H158ZM163 195V194H162ZM165 195V194H164ZM251 194H249L248 195V197L250 196ZM88 196V195H87ZM154 196H155V194H154ZM69 197V198H70ZM79 197V198H78ZM251 197H252V195H251ZM75 198V197H74ZM151 198V197H150ZM30 199H31V197H30ZM32 199H33V197H32ZM32 199H31V201H32ZM67 199V198H66ZM73 199V198H72ZM84 199H86V198H84ZM88 199V198H87ZM148 199V198H147ZM63 200V199H62ZM70 201H72L71 200V198L69 199ZM75 200V199H74ZM149 200H151V199H149ZM251 200H253V199H251ZM251 200H249V201H251ZM68 201V200H67ZM69 201V202H70ZM76 201V200H75ZM94 201V200H93ZM104 201H106V200H104ZM167 201V200H166ZM254 201V200H253ZM62 202H65V201H62ZM98 202V201H97ZM108 203V202H107ZM49 204H50V202H49ZM55 204V203H54ZM66 204V203H65ZM89 204V203H88ZM163 204V203H162ZM250 204H252V202L250 203ZM59 205V204H58ZM64 205V204H63ZM76 206H77V204H75ZM79 205V204H78ZM85 205H86V203H85ZM99 205V204H98ZM61 206V205H60ZM88 206V205H87ZM170 206V205H169ZM41 207V206H40ZM49 207V206H48ZM79 207H80V205H79ZM99 207V206H98ZM64 208V207H63ZM73 208V207H72ZM85 208H87V207H85ZM84 208V210H86ZM90 208V207H89ZM46 209V208H45ZM77 209V208H76ZM115 209V208H114ZM117 209H118V207H117ZM68 210V209H67ZM73 210V209H72ZM49 211V210H48ZM59 211V210H58ZM96 211V210H95ZM41 212V211H40ZM45 212H46V210H45ZM56 212H57V210H56ZM62 212H66L65 210L64 211H62ZM62 212H60V213H62ZM68 212V216H69V211H67ZM71 212V211H70ZM87 212V211H86ZM91 212V211H90ZM89 212V213H90ZM93 212H94V210H93ZM110 212V211H109ZM48 213H49V215H50V212H47V216H48ZM82 213H83V211H82ZM89 213H87V214H89ZM95 213V212H94ZM93 213V214H94ZM101 213V212H100ZM99 213V214H100ZM105 213V212H104ZM112 213V212H111ZM117 213V212H116ZM44 214V213H43ZM76 214V213H75ZM75 214H73V216L75 215ZM90 214H92V212L90 213ZM42 215V214H41ZM45 215H46V213H45ZM55 214H53V216H54ZM57 215V214H56ZM77 215V214H76ZM82 215V214H81ZM96 215V214H95ZM24 216V215H23ZM43 217H44V215H42ZM41 216V217H42ZM60 216V215H59ZM61 216H64V215H61ZM72 216V215H71ZM79 216V215H78ZM76 217V218H79V217ZM84 216V215H83ZM82 216V218H85V217H83ZM94 216V215H93ZM93 216H92V218H93ZM105 216V215H104ZM112 216V215H111ZM39 217V216H38ZM58 217V216H57ZM89 217V216H88ZM91 217V216H90ZM89 217V218H90ZM98 217V216H97ZM108 217V216H107ZM25 218V217H24ZM59 218V217H58ZM58 218H56V219H58ZM72 218V217H71ZM70 218V219H71ZM105 218V217H104ZM111 218V217H110ZM23 219V218H22ZM40 219V218H39ZM43 219V218H42ZM45 219V218H44ZM61 219V218H60ZM88 219V218H87ZM95 219V218H94ZM41 220V219H40ZM50 220V219H49ZM51 220H52V218H51ZM54 220V219H53ZM67 220V219H66ZM90 220V219H89ZM92 220V219H91ZM90 220V221H91ZM102 220H103V218H102ZM107 220V219H106ZM108 220H110V219H108ZM112 220V219H111ZM115 220V219H114ZM113 220V221H114ZM117 220V219H116ZM124 220V219H123ZM56 221V220H55ZM63 221V220H62ZM68 221V220H67ZM72 221H73V219H72ZM75 221H76V219H75ZM78 221H81V220H79L78 219ZM82 221H85V220H82ZM113 221H111V222H113ZM135 221V220H134ZM209 221V220H208ZM21 222V221H20ZM40 222V221H39ZM43 222V221H42ZM44 222H47V221H44ZM43 222V223H44ZM49 222V221H48ZM47 222V223H48ZM64 222V221H63ZM63 222H61V223H63ZM77 222V221H76ZM97 222V221H96ZM95 222V223H96ZM110 222V223H111ZM115 222H117V221H115ZM119 222H120V220H119ZM50 223V222H49ZM54 223V222H53ZM60 223V224H61ZM94 223V222H93ZM103 223V222H102ZM21 224V223H20ZM73 224V223H72ZM74 224H77V223H75L74 222ZM86 224V223H85ZM85 224H83V225H85ZM88 224V223H87ZM97 224H98V222H97ZM108 224V223H107ZM131 224V223H130ZM138 224V223H137ZM224 224V223H223ZM229 224V223H228ZM230 224H231V222H230ZM22 225V224H21ZM54 225V224H53ZM56 225V224H55ZM68 225V224H67ZM81 225V224H80ZM90 225V224H89ZM89 225H87V226H89ZM106 225V224H105ZM104 225V226H105ZM119 225V224H118ZM220 225V224H219ZM233 225V224H232ZM24 226V225H23ZM52 226V225H51ZM60 226V225H59ZM61 226H62V224H61ZM76 226V225H75ZM82 226V225H81ZM120 226V225H119ZM119 226H117L116 227V229L117 228H119ZM132 226H133V223H132ZM131 226V227H132ZM224 226H226V224H224ZM224 226H223V228H224ZM231 226V225H230ZM235 226V225H234ZM21 227V226H20ZM53 227V226H52ZM71 228H72V226H70ZM98 227H100V226H98ZM103 227V226H102ZM102 227H101V229H102ZM114 227V226H113ZM217 228H220V227H218V226H216ZM227 227V226H226ZM231 227H233V226H231ZM42 228V227H41ZM55 228V227H54ZM66 228V227H65ZM79 227H77V229H78ZM87 228V227H86ZM95 228V227H94ZM93 228V229H94ZM104 228V227H103ZM107 228H109V227H107ZM115 228V227H114ZM126 228V227H125ZM124 228V229H125ZM229 228V227H228ZM49 229H50V225H49ZM63 229V228H62ZM80 229V228H79ZM82 229V228H81ZM89 229V228H88ZM87 229V230H88ZM92 229V230H93ZM100 229V230H101ZM138 229V228H137ZM137 229H135V230H137ZM139 229H140V227H139ZM31 230V229H30ZM41 230V229H40ZM56 230V229H55ZM58 230V229H57ZM90 230H91V228H90ZM89 230V233H91L92 231H90ZM96 230H97V228H96ZM126 230V229H125ZM163 230V229H162ZM171 230V229H170ZM220 230V229H219ZM218 229H217V231H219ZM222 230V229H221ZM224 230H227V229H225L224 228ZM233 230H235V229H233ZM27 231V230H26ZM29 231V230H28ZM34 231V230H33ZM47 231V230H46ZM59 231V230H58ZM84 231H85V229H84ZM94 231V230H93ZM116 231V230H115ZM120 231V230H119ZM132 231V230H131ZM140 231V230H139ZM168 231V229L166 230V232ZM215 231H216V229H215ZM216 231V232H217ZM38 232V231H37ZM43 232V231H42ZM56 232V231H55ZM62 232V231H61ZM64 232V231H63ZM75 232H77V231H75ZM101 232V231H100ZM121 232V231H120ZM136 232V231H135ZM31 233V232H30ZM35 233V232H34ZM48 233V232H47ZM52 233H53V231H52ZM67 233V232H66ZM71 233V232H70ZM78 233H81V231L80 232H78ZM77 233V234H78ZM86 233V232H85ZM84 233V234H85ZM109 233H110V231H109ZM117 233V232H116ZM123 233V232H122ZM127 233H129L128 231H127ZM163 233V232H162ZM161 233V234H162ZM220 233V232H219ZM218 233V234H219ZM222 233V232H221ZM234 233V232H233ZM46 234V233H45ZM56 234V233H55ZM60 234V233H59ZM69 234V233H68ZM76 234V233H75ZM83 234V236H86V235H88L87 233L84 235ZM98 234V233H97ZM137 234V233H136ZM141 234V233H140ZM169 234V233H168ZM217 234V235H218ZM223 234H224V232H223ZM25 235V234H24ZM27 235V234H26ZM25 235V236H26ZM49 235V234H48ZM67 235V234H66ZM69 235H71V234H69ZM68 235V236H69ZM74 235V234H73ZM89 235H91V234H89ZM95 235H96V233H95ZM118 235V234H117ZM127 235V234H126ZM135 235V234H134ZM163 235V234H162ZM173 235V234H172ZM213 235H215V234H213ZM217 235H215L216 237H217ZM226 235V234H225ZM28 237L29 236H32V234L31 235H27ZM34 236V235H33ZM55 236H57V235H55ZM54 236V237H55ZM59 236V235H58ZM63 236V235H62ZM62 236H60V237H62ZM119 236V235H118ZM230 236H231V233H230ZM239 236V235H238ZM65 237V236H64ZM63 237V238H64ZM71 237V236H70ZM78 237H79V234H78ZM81 237H82V235H81ZM80 237V238H81ZM92 237V236H91ZM101 237V236H100ZM112 237V236H111ZM126 237V236H125ZM139 237V236H138ZM163 237V236H162ZM226 237H227V235H226ZM226 237H225V239H226ZM229 237V236H228ZM241 237V236H240ZM239 237V238H240ZM30 238V237H29ZM28 238V239H29ZM41 238V237H40ZM49 238H50V236H49ZM52 238V237H51ZM59 238V237H58ZM62 238V239H63ZM67 238V240H69L68 239V237H66ZM65 238V239H66ZM109 238V237H108ZM119 238V237H118ZM171 238V237H170ZM242 238V237H241ZM23 239V238H22ZM25 239H27V238H25ZM48 239V238H47ZM57 239V238H56ZM71 239V238H70ZM77 239V238H76ZM86 239V238H85ZM87 239H88V237H87ZM86 239V240H87ZM96 239V238H95ZM98 239H99V237H98ZM106 239V238H105ZM127 239V238H126ZM132 239H133V237H132ZM136 239H138L137 237H136ZM135 239V240H136ZM219 239V238H218ZM222 239V238H221ZM231 239H233V238H231ZM32 240H34V238L32 239ZM37 240V239H36ZM55 239H53L52 241H54ZM77 240H79V238L77 239ZM90 240H91V238H90ZM103 240V239H102ZM139 240V239H138ZM141 240V239H140ZM145 240H146V238H145ZM164 240V239H163ZM223 240H224V238H223ZM229 240V239H228ZM243 240V239H242ZM245 240V239H244ZM10 241V240H9ZM26 241H28V240H26ZM39 241V240H38ZM45 241V240H44ZM43 241V242H44ZM47 241V240H46ZM56 241V240H55ZM61 241V240H60ZM71 242H72V240H70ZM76 241V240H75ZM92 241V240H91ZM95 241V240H94ZM115 241V240H114ZM127 241V240H126ZM143 241V240H142ZM141 241V242H142ZM160 241V240H159ZM162 241V240H161ZM227 241V240H226ZM232 241V240H231ZM236 241V240H235ZM238 241H240L241 242V240H238ZM29 242V241H28ZM39 242H41V241H39ZM49 242V241H48ZM73 242H74V240H73ZM87 242H89V241H87ZM145 241H143V243H144ZM151 242V241H150ZM221 241H219V243H220ZM223 242V241H222ZM230 242V241H229ZM228 242V243H229ZM237 242V241H236ZM239 242V243H240ZM244 242V241H243ZM16 243V242H15ZM25 243V242H24ZM45 243V242H44ZM79 243H80V241H79ZM95 243V242H94ZM99 243V242H98ZM116 243V242H115ZM123 243V242H122ZM122 243L119 245V246H121L122 245ZM132 243V242H131ZM152 243V242H151ZM163 243H165V242H163ZM217 243V242H216ZM232 243V242H231ZM1 244V243H0ZM3 244V243H2ZM9 244V243H8ZM17 244V243H16ZM28 244V243H27ZM30 244H33V243H30ZM37 244V243H36ZM47 244V243H46ZM70 244V243H69ZM68 244V245H69ZM101 244V243H100ZM130 244V243H129ZM138 244V243H137ZM147 244V243H146ZM145 244V245H146ZM158 244H160V242L158 243ZM224 244H226V243H224ZM224 244H222L223 246H224ZM243 244V243H242ZM241 244V245H242ZM250 244V243H249ZM12 245H13V243H12ZM23 245V244H22ZM25 245V244H24ZM29 245V244H28ZM37 245H39V244H37ZM45 245V244H44ZM51 245H53V244H51ZM72 245V244H71ZM74 245V244H73ZM72 245V246H73ZM79 245V244H78ZM77 245V246H78ZM82 245H83V243H82ZM96 245H97V242H96ZM109 245V244H108ZM118 245V244H117ZM136 245V244H135ZM163 245V244H162ZM214 245V244H213ZM221 245V246H222ZM232 245V244H231ZM238 245V244H237ZM247 245H248V243H247ZM5 246V245H4ZM10 246V245H9ZM17 246V245H16ZM19 246V245H18ZM31 246V245H30ZM47 246V245H46ZM70 246V245H69ZM89 246V245H88ZM95 246V245H94ZM99 246V245H98ZM129 246V245H128ZM159 246H161V245H159ZM158 246V247H159ZM164 246V245H163ZM225 246H227V245H225ZM230 245H228L227 246V248L229 247ZM24 247V246H23ZM33 247V246H32ZM51 247V246H50ZM49 247V248H50ZM75 247V246H74ZM79 247V246H78ZM113 247H115V246H113ZM126 247V246H125ZM155 247H156V245H155ZM157 247V248H158ZM234 248L232 249V251L233 250H235V248L237 247H235V245L233 246ZM18 248V247H17ZM24 248H26V247H24ZM37 248V247H36ZM66 248H67V246H66ZM86 248V247H85ZM84 248V249H85ZM127 248V247H126ZM129 248V247H128ZM136 248V247H135ZM224 248V247H223ZM238 248V247H237ZM40 249V248H39ZM58 249V248H57ZM87 249H89V248H87ZM91 249H93V248H91ZM90 249V250H91ZM101 249V248H100ZM105 249V248H104ZM115 249V248H114ZM124 249V248H123ZM131 249V248H130ZM240 250H241V248H239ZM239 249H237V251H236V254H235V256H238V255H240V256H238V257H242L241 256V252H238V250ZM9 250H11V249H9ZM12 250H14V249H12ZM18 250H19V248H18ZM52 250V249H51ZM56 250V249H55ZM79 250V249H78ZM83 250V249H82ZM81 250V251H82ZM116 250V249H115ZM133 250V249H132ZM136 250V249H135ZM230 250V249H229ZM239 250V251H240ZM247 250V249H246ZM5 251V253H6V251L7 250H4ZM15 251H16V249H15ZM15 251H13V252H10V253H14ZM26 251V250H25ZM58 251H60V250H58ZM69 251H70V249H69ZM72 251V250H71ZM87 251V250H86ZM86 251H84V252H86ZM96 252H98V251H100V250H95ZM94 251V252H95ZM111 251V250H110ZM118 251V250H117ZM116 251V252H117ZM166 251H167V249H166ZM242 251V250H241ZM245 251V250H244ZM248 251V250H247ZM83 252V251H82ZM81 252V253H82ZM83 252V253H84ZM104 252V251H103ZM107 252V251H106ZM112 252H115V251H112ZM234 252V251H233ZM238 252V253H237ZM243 252V251H242ZM9 253V254H10ZM19 253V252H18ZM23 253V252H22ZM37 253V252H36ZM55 253V252H54ZM64 253V252H63ZM82 253V254H83ZM90 252H88V253H86V255L87 254H89ZM100 253V252H99ZM98 253V254H99ZM105 253V252H104ZM122 253V252H121ZM142 253V252H141ZM229 253H230V251H229ZM228 253V254H229ZM232 253V252H231ZM235 253V252H234ZM244 253V252H243ZM248 253V252H247ZM8 254V255H9ZM20 254V253H19ZM24 254V253H23ZM30 254V253H29ZM43 254V253H42ZM58 254V253H57ZM71 254V253H70ZM69 254V255H70ZM78 254V253H77ZM77 254H76V256H77ZM100 254H102V251H101V253ZM105 254H107V253H105ZM104 254V255H105ZM138 254V253H137ZM246 254V253H245ZM245 254H243V259L245 260ZM4 255V254H3ZM2 255V256H3ZM33 255V254H32ZM56 255V254H55ZM62 255V254H61ZM67 255V254H66ZM81 255V254H80ZM85 255V256H86ZM95 255V254H94ZM109 255H111L110 253H109ZM143 255V254H142ZM232 255V254H231ZM18 256V255H17ZM35 256H36V254H35ZM39 256V255H38ZM57 256V255H56ZM82 256V255H81ZM88 256V255H87ZM91 256H93V255H91ZM96 256V255H95ZM100 256H103V255H100ZM100 256H98V257H100ZM106 256V255H105ZM118 256V255H117ZM120 256V255H119ZM141 256V255H140ZM233 256H234V254H233ZM248 256V255H247ZM6 257V256H5ZM12 257V256H11ZM14 257H15V254H14ZM44 257V256H43ZM46 257V256H45ZM44 257V258H45ZM51 257V256H50ZM75 257V255L73 256V258ZM97 257V258H98ZM112 257V256H111ZM121 257V256H120ZM126 257V256H125ZM128 257V256H127ZM238 257H237V259H238ZM250 257V256H249ZM37 258V257H36ZM42 258V257H41ZM63 258V257H62ZM72 258V259H73ZM101 258V257H100ZM129 258V257H128ZM153 258V257H152ZM233 258H235V257H233ZM7 259H10L9 257H7ZM20 259V258H19ZM27 259H29V258H27ZM50 259V258H49ZM84 259H86V258H84ZM92 259H93V257H92ZM99 259V258H98ZM113 259V258H112ZM115 259V258H114ZM122 259V258H121ZM142 259V258H141ZM145 259V258H144ZM150 260H151V258H149ZM148 259V260H149ZM239 259H242V258H239ZM251 259V258H250ZM43 260V259H42ZM62 260V259H61ZM79 260V259H78ZM97 260V259H96ZM96 260H94V261H96ZM110 260V259H109ZM133 260V259H132ZM136 260V259H135ZM236 260V259H235ZM246 260H247V258H246ZM245 260V261H246ZM256 260V259H255ZM10 261V260H9ZM18 261H21V260H18ZM23 261V260H22ZM29 261V260H28ZM34 261H35V259H34ZM88 261H90V260H88ZM93 261V260H92ZM124 261H126V260H124ZM130 261V260H129ZM137 261V260H136ZM143 261V260H142ZM145 262H146V260H144ZM244 261V262H245ZM250 261H252V260H250ZM249 261V262H250ZM254 261V260H253ZM12 262V261H11ZM16 262V261H15ZM24 262V261H23ZM32 262V261H31ZM30 262V263H31ZM52 262V261H51ZM100 262V261H99ZM111 262V261H110ZM109 262V263H110ZM115 262V261H114ZM120 262V261H119ZM131 262V261H130ZM151 262V261H150ZM149 262V263H150ZM239 262V261H238ZM257 262V261H256ZM1 263V262H0ZM13 263V262H12ZM12 263H10V264H12ZM69 263H71V262H69L68 261V264ZM74 263V262H73ZM93 263V262H92ZM95 263V262H94ZM101 263V262H100ZM108 263V262H107ZM108 263V264H109ZM123 263V262H122ZM127 263H129L128 261H127ZM132 263V262H131ZM141 263V262H140ZM143 263V262H142ZM254 264H259V262L258 263H255V261L253 262ZM15 264V263H14ZM20 264V263H19ZM25 264V263H24ZM36 264V263H35ZM37 264H40L39 262L37 263ZM43 264V263H42ZM67 264V263H66ZM78 264V263H77ZM81 264V263H80ZM87 264V263H86ZM88 264H91V263H89L88 262ZM106 264V263H105ZM126 264V263H125ZM130 264V263H129ZM134 264V263H133ZM235 264V263H234ZM240 264V263H239ZM250 264H252V262L250 263ZM261 264V263H260Z\"/></svg>", "mask_w": 264, "mask_h": 264}]
</instances>
